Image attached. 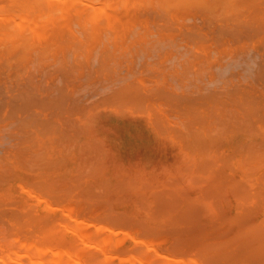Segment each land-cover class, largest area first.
I'll return each mask as SVG.
<instances>
[{"label": "rangeland", "instance_id": "obj_1", "mask_svg": "<svg viewBox=\"0 0 264 264\" xmlns=\"http://www.w3.org/2000/svg\"><path fill=\"white\" fill-rule=\"evenodd\" d=\"M10 1H13V0H0V91H1V93H0V112H1L0 118L3 116L6 117V118L0 119V165H2V166H0V175H1L0 178L1 179L4 178L3 181L0 179V200L3 203L4 202L7 203V201L11 202V200H13V202L15 200H18V201L14 202L13 204H6L5 205V203H4L3 205H0V207H2V206H3V208L8 207V209L10 207H13L14 209L16 208L17 210H20L19 211V213H20L21 211L27 210L26 208L29 207L30 204L34 203V204H36V205H34V207H32L33 208L32 209L33 214L36 210L34 217H36V213H40V216H41V215H44L46 213L45 211H48L51 214L50 217H49V214L45 215L46 217H49L48 219H50V220H51V218L55 219L54 217H56V218L60 217L61 218V216L63 218L65 217L64 220L67 218L66 219L67 222H70V223H67L66 220L65 221L62 220L61 222H65V224H67V226H68V224H71V223L76 224V221L74 220V216H76L75 218L77 220H79L80 222L75 227L77 228V226L81 225L82 230H84V231H86V229L88 228L90 236H89L88 231H86L87 232L86 233L87 238L85 239V241L83 239V242H86V243L88 241H89V243L92 242L90 244L87 243L91 246H89L87 244H82L83 243L82 239H81V242H79L80 238L79 237L76 238L75 233H71L72 231L70 229H72V228H70V229L67 228V229H69V230H67L66 228H64L65 225L63 226L64 223L58 222V227H60V228L63 227L65 230L63 232V233H65L63 235L64 237H62L63 233L62 234L60 233L61 234L60 236L63 239L66 238L65 239L66 241H67V239H72V241L69 240V242H72L73 244L75 242V244L77 243L79 246L81 245L79 249H78V247H79L78 245H77V248L74 246L75 244L73 246L76 249H78L77 251L80 250L79 253L82 257L85 255L83 257L84 259H85V257H87L86 254L88 253V257H91V258L87 257L88 260H92L93 257H96L98 255H100L101 257L102 256L104 257V255L107 254V255H110V257H111V258L109 257V263L108 264H111L110 261L112 262V260H113V262H112L113 264H126L122 260L123 257L125 256L124 253H125L126 248H127L126 251H129L130 249L131 250L133 249V247H134L133 245L139 244L138 246L136 245L137 247L136 246L134 247V249L136 248L138 250L139 249L141 250V251L137 250L138 252H146L147 251V254L150 253V255H151L152 252L155 253V250H156L160 253H163L166 255L168 254L170 256H172L174 254V256H172V257H175L176 255L180 254L179 256L183 255L184 260H187V258L189 259L188 256L191 257V255H192L195 257L196 261L199 258L198 262H200L201 264H204V263L205 264L206 263L207 264H209V263L210 264H222L223 259H225L227 262L231 261L234 264H243L242 261L245 263V261L247 262L248 258L249 259L251 258L250 260H252L250 262H247L248 264L260 263L258 260H257V262H255L256 259H254V257L256 258L258 255H260L259 252L260 253L262 252V251H259L262 248V247L259 248V244H262V242H264V240H262V241L258 240L261 243H258L256 241L251 242L252 238L254 237V236L251 237L252 236L251 234H253L254 231L252 229V232L249 234V232H245V230L249 231L251 226H252V228H254L253 225L257 229V227L259 226V225L257 226V221H258V219H260L262 217V215H264V211H263V209H264V199L263 198L264 197L262 198L260 196L264 193V186L263 187L261 186L262 184H264V182H263L264 180H262L263 183H261V179L256 177V175L254 173H256L258 175L257 171L253 172L254 175H252V173H251L252 170L249 168H247V170L244 169V171H243L242 168L245 167V165H243L245 163V160L243 158H242L243 160H241L240 158L242 157L241 154L245 155V153H243L242 151H239L238 152L239 154L237 155L236 151L239 147H240L239 148V150H240L241 145H243V143L246 144V142L248 140H250V143L248 141L247 145H250V144L254 145L253 142L255 143L257 140L259 141V139H261V141L264 142V139H263L264 138V133H263L264 132V123H263L264 117L262 119L263 121L260 120L261 117H258L264 111V108H262V106L259 105V104L264 105V103H262V102L259 103V101L264 100V79H263L264 76L261 75L259 77L258 75H256L254 73V72L258 71L257 69H259L260 63H258V62H260L261 60L264 59V57H263L264 56V0H257V1L252 0L251 2H248L249 0H243V1H247V2H243L241 0H239L240 2L238 0H224V1L221 0V2H219V1L214 0L215 4L217 2V4L215 6L212 3L213 0L212 1L211 0H205V1L199 0L200 2L201 1L205 2L206 5H207V3L208 4L210 3L211 5L213 4L212 8H214L215 10H213L211 8V5H209L207 9L205 8L207 6L202 7L204 5V3L202 6H199L201 4L200 3L198 4L197 0H190V2L193 1V3H192L193 5H190L191 3L189 4L186 2V0H183V3H185V2L187 3V4L186 3L183 4L184 7L182 6V4H179V3L178 4L182 7H180V6L175 7L177 5V1H176V5L174 4L175 0H172L174 3L171 0H169V1L164 0L166 2V4L163 0H101L102 2L100 1V3L96 0H94V1L93 0H83L84 3H86V6L82 0H74V1L73 0H70V1L69 0H65V1L63 0L64 3H62V0H56V1L51 0V2L54 1L53 5L51 4V2L49 3L50 0L46 1V2H48L47 4L44 2V0H42L43 2H41L39 5H30V7H29V5H27L29 9H31V6L34 7L33 11H32V9L31 10L26 9L25 7H23L25 10L24 9L22 10V5L26 6V4L25 5L20 4L21 2L19 3L18 0L17 1L14 0L13 1L14 4H13V2L11 3ZM87 1L91 2L92 6L94 5V7L96 5H99L102 3V5H99L101 7L100 8L101 10L97 6H96L97 10H95L94 7H92L89 3H87ZM103 1H105V2H103ZM158 1L160 2V4L158 3ZM233 1H234L235 5H237L236 6L237 9H236V7H233L234 5L232 6L233 8L231 7V3ZM92 2H95V3H92ZM168 2L169 3L171 2L173 5L167 4ZM178 2H182V0H178ZM222 2L223 3L229 2L228 6L226 5L224 7L225 3L223 4ZM241 2H243V3L240 4ZM55 3H56V7H60V9L55 7V5H54ZM194 3H195V5H194ZM245 3L247 6H245ZM8 4L9 5L13 4V5L9 6ZM18 4H20V5H18ZM60 4H62V5L60 6ZM196 4L200 8L197 7ZM221 4L223 7L220 6ZM161 5L164 6L163 7L164 11L162 10ZM41 6H43V7L41 8ZM62 6H64L63 9H62ZM218 6H220V7H218ZM230 7L232 8V10ZM253 7L255 8V10L257 9V12L254 11ZM165 8H168V10ZM240 8L241 9L244 8L243 11L238 10ZM258 8H260V9H258ZM26 10H28V12ZM55 10H57V11H55ZM252 10L254 13L251 12ZM261 11H262V13H261ZM26 12H27V14H26ZM236 12L238 15H236L235 19L236 20L240 19L239 17L241 16L240 22H243V21L245 22V20H247L245 22L246 25L244 24V22H243V24L240 23L239 20H237V24H233L234 23L233 22L234 16H235ZM241 12H242V14H241ZM258 12H260L261 14ZM223 13H226V14H223ZM251 13H252V15H250ZM257 13H258V15H257ZM66 14H68V16L72 15L69 18L67 17L69 20H67ZM165 14H166V16H165ZM230 14H232V15H230ZM225 15H228L229 17L225 16ZM243 15H244V17H243ZM249 15H250V17L254 16L253 20L255 17L258 18L257 19L258 21L257 20L253 21L249 17ZM7 16H8V18H6ZM225 17H226V19H225ZM227 17L231 18V20L228 19ZM248 17H249L250 21L253 23H251V24L247 23V22H250L248 20ZM20 18H21V21L19 20ZM71 18L73 20H71ZM245 18H247V19H245ZM64 19H66V20H64ZM165 19H166V21H165ZM84 20H86V21H84ZM6 21H7V23L9 22L10 24L9 23L7 24ZM16 21H18L17 24L14 23ZM64 21H67V22L64 23ZM230 22H232V23H230ZM36 23H37V27H36ZM4 24H7L8 26H5ZM33 24H34V26H33ZM232 24H233V26L230 27V25H232ZM247 24L248 25L250 24V25L248 26ZM256 24H257V26H256ZM238 25H240L241 27L239 26L237 28ZM251 25H253V26H251ZM224 26H228L230 29L228 27H224ZM86 27H88V28L86 29ZM71 28L73 30H71ZM248 28L249 29L252 28V29H250V32H247V31H249ZM255 28L257 30H255ZM58 29H60L59 32H58ZM83 29H84V31H83ZM236 29L237 30L239 29V31H241V32L236 31ZM63 30H65V31H63ZM242 30H245V31L242 32ZM39 31H43V33L46 35L43 34V36L40 37L42 35V33ZM189 31H191V32H189ZM14 32H15V34H18V35H15ZM24 32L26 34L23 35ZM82 32H84V33H82ZM97 32L99 33V35L98 34L96 35ZM31 34H32V36H31ZM39 34H40V36H39ZM190 35H191V37L192 36L194 37V40L190 37ZM24 36H25V38H24ZM38 36H39V38H38ZM95 36H97V38H95ZM89 37H91L92 39L94 37L93 40L95 42L92 41L91 38H89ZM21 39L23 41H21ZM85 39H86V41H85ZM165 41H167V42H165ZM91 43L93 44L92 46L90 45ZM109 50L111 51V53ZM23 51H25L27 53L26 54L24 52L25 55H27L26 57L24 55V57H25L24 60L22 58L23 57ZM18 54H19V56H18ZM20 55H22L21 58H20ZM105 57H106V59H105ZM69 61L72 63H69ZM66 62L69 65L68 66L66 64V66H68L69 68L66 67L65 65H63V63L65 64ZM102 62H105L107 64L104 65L105 63L102 64ZM108 65H110V66H108ZM103 66H106L107 70L105 69V67L103 68ZM28 67H29V70H28ZM65 67L68 68V71H66ZM75 67H77V69ZM18 68H20V69H18ZM30 69H31V71H30ZM63 69H65V70H63ZM65 72H68V74L67 73L66 74H67V76H70V78H71V79L69 78V80H68L69 83L67 81L68 77H66ZM258 72H256V73L260 74ZM25 73L27 75H29L27 80H25L27 78L26 77L27 75H25ZM22 75H23V77L25 76V79H23V77H21ZM30 75L31 76L34 75V76L31 77ZM38 75H40V76H38ZM62 75H64L65 77ZM16 76H18L19 79H17ZM42 76H43V78H42ZM16 80L23 82V83L17 82ZM24 80L27 82H25ZM48 80L50 81L49 84L47 83ZM254 80H256V81H254ZM29 81H31V82H29ZM133 81H134V83H133ZM257 81H259V82H257ZM65 82L68 83L69 85H67ZM127 83H129V85ZM66 85H67V88H69V89L65 88ZM130 85H132V86H130ZM133 85H135V86H133ZM54 86L56 88H54ZM28 87L31 88V89L29 88L31 91L28 89ZM234 87H235V89H233ZM10 88H12L14 90H12ZM51 88H53V89H51ZM53 90H54V92H52ZM67 90H69V91H67ZM232 90H235V91H233V93H235V94L230 92ZM243 90H244V92H243ZM2 91H3V93H2ZM10 91H11V93H15V91H16V93L18 92V95H21L19 93L20 91H22V92L24 91L23 95L25 97L20 96V99L24 100L22 102H25V106H24V103H22V102L20 103L17 100H14V101H17V102H14L13 98L16 97L15 99H17L18 95L15 96V94H16L15 93V94H12V96L14 95V97H12ZM27 91L31 92V94H29ZM239 91H240V93L242 92L241 94L246 93L245 91H247V93L245 95H247L248 92L250 91L249 92L250 94H248V95L254 96V98H252L253 96L251 97L255 101L254 106L255 107L257 106L256 108H254V109H256L254 112L256 113V111H257V113H259V115L252 116L254 121H256L255 123H253V125H250L249 120L247 119V117H244V114L241 115V113H243V111H242L243 107L240 104L241 102L239 101V99L234 98V100L233 99L229 100V99L233 98L236 94H238ZM25 92H27V94L30 95L31 99L33 98V97H31L32 94H33L32 96H34L36 94L35 96L38 99V101L40 98H42L40 101H42L44 99L43 102H45V103L42 102L41 103L42 105L39 103V105H41V106L40 107L38 106L39 108H42V109H39L37 107L38 102H37V99L36 100L34 99L35 97L33 98L32 103L34 104V102L36 101L37 103H35V104H37V105L35 106V104H34V107H33L31 102H29V103H31V104H29L28 99H30V98H28L29 96L27 97ZM43 93L46 95H44ZM48 93H49V95H47ZM210 93H211V95H210ZM226 93H228V95ZM240 93L236 96L241 97ZM6 94H7V96H6ZM53 94H54V97H52ZM207 94H209V95H207ZM230 94H232L234 96H232V95L229 96ZM120 95H121V97H120ZM123 95H124V97H123ZM179 95H180V97H179ZM59 96L61 98H58ZM164 96H165V98H164ZM169 96L174 97V98H172L173 101H172L171 97H169ZM250 96H248V97H250ZM63 97H65V99ZM210 97H211V99H210ZM213 97H214V100H215V98H219L218 100H220L221 102H219L217 100L216 103H214V101L212 99ZM243 97H244V95L242 96V98ZM25 98H26V100H25ZM48 98H49V100L51 99V101H49ZM31 99H30V101H31ZM45 99H46V101H45ZM60 99L62 100V102L64 100L65 103L62 105L60 103H58V101L60 102ZM149 99H151V100H149ZM9 100H11V102H8ZM55 100L57 101V103L55 105H53V102ZM211 100H212V103L210 104ZM228 100L231 101V103L234 101L236 103L237 107L234 105L235 104L234 102H233L234 104L233 103L231 104ZM256 100H257V104L259 103L258 105L255 104ZM237 101H238V103H237ZM12 102H14V103H12ZM46 102L47 103L50 102V104H49L50 106L47 105ZM180 102H181V104L185 103V105L182 104V106H186L187 105L186 103H188L187 106L189 108V111H188L187 106L184 107V109H187V110L184 111L183 109H181L183 107L182 106L179 107ZM202 102H203V104H202ZM217 102L219 105L217 104ZM7 103H9V104H7ZM205 103H206V105H205ZM189 104H190V106H189ZM237 104L240 105V108L242 107V110L240 108L238 109L239 105H237ZM11 105H13V106H11ZM29 105H31V107H29L30 109L34 108V111L39 110L37 112L39 114H37L35 112L36 117L34 116V114H32V113H34L33 109H31L33 112H31L30 109H27V107ZM43 105H45V106H43ZM14 106H15V108H14ZM18 106H19V109L21 112L19 111V109H17ZM22 106H24V109L21 108ZM62 106H64V107H62ZM215 106H217V108H215V110H214ZM8 107H10V108H8ZM53 107L55 109H53ZM148 107H150V108H148ZM191 107H193V108H191ZM44 108H46V109H44ZM65 108H67V109L65 110ZM7 109H9V110H7ZM10 109L12 112L10 111ZM49 109L52 111H50ZM190 109H194V110L191 112ZM16 110H18V111L15 112ZM202 110L205 112H203ZM259 110H261V113ZM24 111L26 113H27V111H29L28 112L29 114L27 113L25 115ZM57 111L58 112L61 111V112L58 113ZM214 111L216 114L214 113ZM46 112H48L50 114L47 115L48 113L46 114ZM186 112H188V113H186ZM190 112H191V114L194 112L193 115H190ZM238 112H240V113H238ZM254 112L251 111V113H254ZM152 113H153V115H152ZM12 114L15 115V117H13ZM199 114H200V116H199ZM237 114L239 115V117ZM8 115H10V116H8ZM23 115H25L26 117ZM37 115H39L40 117H38ZM202 115L204 117H202ZM215 115L217 116L218 119L216 118ZM20 116H22L23 117L22 119H25V120L28 119L29 116L31 118H29V120H26V122H25V120H23V121L21 120V122L23 124L20 122V124L18 125V122H19L18 120L21 119ZM150 116H152V118ZM252 117H251V119H252ZM15 118H16V120H15ZM32 118H33V120H31V122H30V119H32ZM44 118H46V119H44ZM181 118H183V119H181ZM204 118H205L206 122H204L205 121ZM226 118H227V120H226ZM34 119H35V122H34ZM41 119L43 121H40ZM165 119H166V121H164ZM184 119H186V120H184ZM52 120H53V122H52ZM202 120H204V121H202ZM254 121H252V122H254ZM27 122L29 125H27ZM29 122L32 123V126L34 128H32V126ZM186 122H187V124H186ZM227 122L228 123L230 122V123L228 124ZM57 123H59V124H57ZM25 124H26V126H25ZM240 124H241V126H239ZM254 124L256 125V127ZM46 125H48V126H46ZM199 125H200V127H199ZM204 125H205V127H204ZM247 125L249 126V128H247ZM17 126H19V127H17ZM232 126H234V127H232ZM243 126H245L247 130H243ZM38 127H39V129H38ZM224 127H226V128H224ZM47 128H49V129H47ZM193 128H194V130H193ZM212 128H213V130H212ZM253 128H255V129L257 128L259 130V132H261V133H258L261 135L257 134L259 139L256 136V134H255L256 137L254 136V132L256 133V131ZM37 129H38V131H37ZM249 129L253 130L254 132H250ZM48 130H50V131H48ZM225 130H226V132H225ZM227 130H228V132H227ZM232 130H234V131H232ZM242 130H243V132H242ZM53 131H55V132H53ZM246 131L249 132V135H248V132H246ZM180 132H181V134H180ZM223 132H225V133H223ZM231 133H233V134H231ZM251 133H253V134H251ZM183 135H184V139L182 137ZM197 135H199V136H197ZM251 135H253L254 137ZM56 136H58V137H56ZM192 136H194V137H192ZM216 137L218 140L216 139ZM188 138H190L191 139L190 141H192V142H190ZM59 139H60V141H59ZM209 140H211L212 142L210 141V143H209ZM204 141H206V143H204ZM258 141H257V143L259 144L260 141L259 142ZM64 142H67V143H65L66 146L64 145ZM89 143H90V145H89ZM257 143L255 144V146L257 145ZM210 145H211V147H210ZM247 145H244V146L247 147ZM67 146H68V148H67ZM204 146H205V148H204ZM206 146H207V148H206ZM244 146H242V147L245 148ZM43 149H44L46 154L44 153ZM62 149H64V150H62ZM197 149L198 150L200 149V151H198ZM234 150H236V151H234ZM243 151H244V149H243ZM26 153H29V154H26ZM224 153H225V155H224ZM226 153H228V154L230 153V154L227 155ZM88 154H89V157H91V159L88 158ZM218 157H220V159L217 160ZM230 157H233V158L230 159V162H229L227 160H229ZM236 157L240 160H235ZM243 157L245 158V156H243ZM204 158H207L208 160L207 159L204 160ZM43 159H45V160H43ZM57 159L59 160V162H57ZM220 160H221V163H220ZM42 161H44V163ZM86 161H87V163H86ZM201 161H203V162H201ZM207 161L209 163H212V164L209 165V163ZM240 161L244 162V163H242V165L244 167H242ZM36 162H38V163H36ZM188 164H190V165H188ZM197 164H198V167L200 165L199 168L196 167ZM202 164H203V166H205V168L202 166ZM217 164H219V166H221L222 168L219 166L216 167ZM29 165H30V167H29ZM32 165L33 166L35 165L34 168ZM52 165H54V166H52ZM240 165H241V167H240ZM51 166H52V168H51ZM206 166H207V168H206ZM227 166L228 167L231 166V167L227 168ZM28 167H29V169H28ZM212 167H214V168H212ZM215 167L218 169L221 168V170H223L224 172L223 171L220 172V170L218 171V169H216ZM195 168L196 169L198 168L197 170H199V169H202V170L197 171V170H194ZM232 168L234 169V172L231 173V171H233ZM6 169H7V171H6ZM84 169H86V170H84ZM213 169H216V171ZM212 170L214 171L213 172L214 175L211 172ZM96 171H97V173H96ZM187 171H188V173H187ZM245 171H248V172L250 171L249 172L250 174L245 173ZM205 172H206V174H205ZM216 172H218V173L216 174ZM225 172L230 173L229 177H228V173H225ZM243 172H244V174H243ZM12 173H13V175H12ZM194 174H196V175H194ZM209 174H210V176L211 175L212 176L210 177ZM198 175L201 176L202 178L197 177ZM218 175H222V176L220 177ZM231 175L233 178L231 177ZM68 176H70V179ZM71 176H73V177H71ZM81 176H82V178H81ZM223 176L225 177L224 179H223ZM258 176H260V175H258ZM74 177H76V178L74 179ZM79 177H80V179H79ZM191 177H194V179L196 177V179L194 180ZM217 178L219 180L221 178L220 183H222L223 185L220 183L219 184L217 183L219 181ZM34 179H37L38 181L34 180ZM197 179L199 181H196ZM215 179L218 181H216ZM39 180H41V181L39 182ZM42 180H43V182H42ZM64 180H65V182H64ZM82 180L85 182H83ZM209 180L210 181L212 180V182H214V183H212V182L211 183L214 184L215 187H217V189H215V191H214V186L212 184H209V185H207V183L204 184L205 182H209ZM227 180L231 181V182H227ZM56 181L58 183H56ZM25 182H27V184ZM34 182H37V183L33 184ZM223 182H225V184H227V185L229 183L230 185H228V186L224 185ZM236 182H237V185L239 186V188L233 187V189H232L231 188L233 186L232 184L234 183V185H236ZM256 182H257V184H256ZM258 182H260L261 185ZM43 183L45 185H43ZM216 183L218 184L217 186H216ZM38 184L40 186L42 185V187H40ZM64 184L66 186H64ZM94 184H95V186H94ZM36 185H38L40 189L37 188L38 186H36ZM46 185L47 186L49 185V188ZM60 185H63V186H60ZM83 185L86 187V189H85V187L83 188ZM200 185L202 187H203V185H205V186L207 185V186H209V188L207 186H206L207 188H205V186H204V188H202V187H200ZM219 185H221V186L219 187ZM254 185H256V186H254ZM22 186L24 189L22 188ZM225 186H227V187H225ZM62 187H64V189ZM248 187L250 189H248ZM25 188L29 191L27 192V190H25ZM89 188H91V189H89ZM201 188L203 189V191H201ZM222 188L224 189L223 193L221 191ZM256 188L258 191L255 190ZM61 189H63V190H61ZM45 190H46V192H45ZM83 190H86V191H83ZM253 190H255V191H253ZM259 190H261V191H259ZM42 191L47 193V195H50L51 197H53V194H54L55 200H54V197L50 198V196L48 197L46 194H43ZM92 191H94V192H92ZM62 192H64V193H62ZM84 192H86V193H84ZM91 192H92V195H91ZM203 192H205V193H203ZM254 192L256 193V195ZM257 192H259V193L257 194ZM30 193H32L34 195H32ZM48 193H50V194H48ZM51 193H53V194H51ZM83 193L85 196H83ZM208 193H212V194L207 195ZM86 194L88 196H86ZM217 194H218V196H219L218 198L220 200L217 198ZM219 194H221V195H219ZM251 194H254V195L252 196ZM35 195L38 196L39 199H38V197L36 198ZM203 195L205 196V198ZM196 196L199 198H197ZM222 196H223V198H222ZM225 196H227L228 198ZM209 197H210V200H207V199H209ZM211 197H212V200H211ZM234 197H237V199ZM255 197H257V198H255ZM19 198H20V200H19ZM41 198H43V199L40 200ZM44 198H45V200H47V202H49L50 208L45 204L46 201L44 200ZM83 199L85 200L86 203L82 202ZM215 199H217V200H215ZM222 199H224L225 201ZM255 199L256 200H263V203L260 204L261 203L260 201H259L260 203L255 201L256 202V205H255V203L253 202ZM53 200L57 202L58 206L56 205V202H54ZM191 200H192V202H191ZM234 201H235V204H234ZM105 202H106V204L108 203V206L105 204ZM237 203H238V205H237ZM53 204L55 207L53 206ZM176 204H178L179 206ZM174 205H175V207L176 206L177 207L175 208ZM196 205H197V207H196ZM228 205L230 206V208ZM77 206H78V209H77ZM191 206H192V208H191ZM237 206L240 209L239 208L237 209ZM35 207H36V209L34 210ZM52 207H54V208H52ZM71 207H72L73 213H71L70 210H68L69 212L67 211V209L71 208ZM169 207H171V208H169ZM195 207H196V209H195ZM182 208L186 209V210H182ZM61 209L63 210V212ZM76 209L78 210V212L75 211ZM194 209H195V211H193ZM3 210L4 209H1L0 211L3 212ZM42 210H44V211H42ZM177 210H179V211H177ZM9 211H11V210H9ZM9 211L7 210V212H9ZM110 211H111V213H110ZM118 211H120L121 214H118L119 213ZM182 211H183L184 216H185V218L183 217V220H186V219L187 220L190 219V220H188V221L186 220V222L182 220V218H181L182 217L181 214L183 215ZM187 211L190 212L191 214L187 213ZM107 212L109 215L107 214ZM195 212L198 214H196ZM235 212H236V214H235ZM243 212H244V214H241ZM9 213H11V212H9ZM14 213H16V212H14ZM17 213H18V211H17ZM21 213L23 215L22 218H24L26 216V214L24 215L23 212H21ZM21 213L19 215H21ZM68 213H70L71 216L73 215L72 216L73 218L72 217L70 218ZM76 213H77V215H75ZM113 213H114V215H113ZM122 213H123V215H122ZM177 213H178V215H177ZM239 213L243 217L241 215L238 216ZM2 214H0V216H2ZM29 214L32 215L31 212ZM186 214H188V216H187L188 218L186 217ZM192 214H194V216H195V214L198 215V218L197 217L194 218L195 220H197L196 222L194 221V219L193 220L191 219L194 217ZM231 214H235L233 216L237 215L236 217H234L237 219L230 218V216H228V215H231ZM103 215L105 217H103ZM189 215H192L193 217L192 216L190 217ZM199 215H200V217H199ZM5 216H6V214L4 213L2 218H0V222H3L2 225L4 224L3 226L0 227V233L2 234L3 231L7 228L12 230V232L14 233L13 236L15 238L13 236H12L13 239L10 238L12 233L9 235L6 233L7 237H9L12 240V242L16 241V240L18 241V239L20 240L21 237L22 238L24 237L23 239L21 238V240L23 242L25 241L24 239H26V240L29 239L27 242H30V240H31L30 238H32V237L29 236V232L32 233V231H33V239H34L35 238L34 234L36 235V233H37V231L35 233L34 230H38V234L44 235V233H46L48 231V229L51 231V229L49 228L50 224L51 225L53 223L55 224V222L58 221V219L57 220L55 219L56 221L54 220L51 222H49L50 220H48V222L50 224L47 222L49 224V226L46 229V232H43V231H39V230L44 229L41 227L39 228V226H41L40 224H43V223H41L40 221H37L36 218L34 219L35 220L34 221L30 217V219H32L31 223L34 222L35 224L37 223L39 225L36 224L37 226L34 225V227H30L29 225L23 226V230L25 229L26 231H27V229L30 228L28 230L29 232L27 231L28 233H25V230L23 232V231H21V229L18 231H15V229L17 227L20 228V226L25 225V223L29 224L30 223L28 221L29 218L28 219L26 218L25 220L23 219L25 223H23V221H21L20 222L21 224L18 221H16V223L18 222V224H19L18 225V224L14 223L15 220L13 221L14 217L13 218L11 217L12 219H7L8 217H10V214L7 215L8 217H5ZM101 216H102L103 220L101 219ZM111 216L113 219L112 221L110 220ZM233 216L231 215V217H233ZM96 217H97V219H98V217H100L99 218L100 220L98 219V222H97ZM106 217L109 220L106 219ZM122 217H123V219H122ZM176 217L178 219H176ZM245 217H250V218L245 219ZM60 218H59V220H61ZM92 218H95V219H92ZM116 218L117 219L121 218V219L119 221H115L114 223L116 224V226H114L113 221ZM224 218L228 219V220H225ZM238 218H241V219H239V221H238ZM263 218H264V216H263ZM128 219H130V220H128ZM216 219H218V221ZM222 219H224L225 221H222ZM242 219H244V220H242ZM2 220H5V221H2ZM16 220H18V217ZM39 220H41V219H39ZM94 220H95V222H94ZM181 220H182V222H181ZM229 220H231L232 222H236V221H238V222H236L237 223L236 224V223L230 222ZM233 220H236V221H233ZM241 220H242V222H241ZM90 221H91V223L93 221L94 224H91ZM179 221H180V223H179ZM216 221L219 222V225H216V224H218ZM221 221L224 223H222ZM247 221H249L250 223L253 222V224H250V228H248L249 226H244V225L249 224ZM88 222H89V225L87 224ZM96 222L99 225H105L106 224V226L113 228V229L110 231L105 226L104 229L102 227V231H101V227L98 226V228H100V229H98V231H96V228L98 225ZM100 222H102V223H100ZM190 222H192L191 224L196 223V224H193V226H197L199 224L200 227L193 228V226L190 224ZM214 222H215V224H214L215 226L213 227ZM243 222H245L246 224L245 223H244V225L242 224L243 225L242 227L236 226V225H238V223L241 225V223H243ZM261 222L262 223H258V224H262V226L260 225L261 227L259 229H261V228L263 229V227H264V222L263 221H261ZM117 223H120V224L118 225ZM185 223H187V225H190L189 227L193 228V230L190 228H188V230H187L188 226L185 225ZM201 223H202V225H201ZM205 223H207V224H205ZM5 224H8V225L13 224L12 226H14V227H12V226L10 227L8 225L5 226ZM125 224H127V225H125ZM180 224H182L181 227L179 226ZM203 224H205V225H203ZM0 225H1V223H0ZM30 225H32V224H30ZM47 225L45 227H47ZM93 225H95L96 228ZM112 225H113V227H112ZM183 225H185V228ZM70 226L71 225H69L68 227H70ZM72 226H73V228H75L74 225H72ZM171 226H173L174 231L172 230ZM226 226L227 227L229 226V230H228V228L226 230L227 232H225ZM230 226H232V227H230ZM85 227H86V229H84ZM176 227H177V229H176ZM204 227H206V228H204ZM207 227H208V229H207ZM212 227H213V230H212ZM244 227H245V229H244ZM133 228L134 229L137 228V230L136 229L134 230ZM151 228H155V229H151ZM238 228H243V233H247L246 234L247 237L251 238L249 240V242H247V240H246L247 237H245L246 239L244 238L245 234H243L241 232L242 230L241 229L239 230ZM118 229H119V231H118ZM125 229H127V231ZM56 230H59V229L57 228ZM90 230H92V232L94 231V233L96 235L94 233H91ZM114 230H116L118 232L116 233V231H114ZM121 230L124 232H122ZM140 230H142L143 233L139 232ZM144 230H145V232H144ZM146 230L152 234L150 235ZM162 230H164V231H162ZM223 230H224V232H222ZM232 230H235V232L238 234H235V232ZM19 231H21V233L22 234L24 233L25 235L20 236ZM60 231L62 232L61 229H60ZM60 231H54V232H56L55 234L57 235V237L53 236V238L56 240L51 238V240L52 241L54 240L55 243L56 242L58 243V241L60 242L63 240L62 239V240L57 241L58 237H59V239H61L60 236H58V234H59L58 232H60ZM99 231H101V232H99ZM112 231H114V232H112ZM125 231L130 232V233H126L127 234L126 235ZM259 231L257 230V233ZM191 232L192 233L194 232V233L192 234ZM239 232H241V234H243L242 235L243 237L240 235V237H242L241 239L246 240V241H243V243H246V242L249 243V245L246 243L248 245L247 251L242 252L244 256H241L242 258L241 257L235 258L236 254L233 253L234 256H231V257L232 258L234 257L235 260H232L230 257H227L228 259L223 258V256H221V255L224 254L223 253L224 251H222L224 249V247L221 246L220 243H222V242H220L219 240L222 241V240L226 239L227 242L226 241L225 242L228 243V245L231 243L232 246L231 245H229V246L232 247V249H234L236 247L234 245H236V242H238L239 245H237L236 249L239 246V248L237 250H239L241 252V251H243L242 250V248H243L245 251V247L243 246L244 244H242V246H240L241 242L239 240H241V239L239 237V234H240ZM147 233H148V236L145 237V235H147ZM153 233H155L154 236H153ZM158 233H161V234L158 235ZM165 233H167V234H165ZM233 233L236 235L235 236L236 239H237V237H239L237 240L234 238ZM162 234H163V236H161ZM258 234L260 236L261 235L264 236L263 235L264 231L261 233H258ZM6 235H5V237H6ZM52 235H53V233H52ZM91 235H93L94 237L96 236V237L94 238ZM107 235H110L109 238L107 237ZM133 235H134L135 239L132 238ZM186 235L188 237H191V235H195V236L194 237L192 236L190 238L191 240L190 239L188 240V237ZM197 235H198V237H197ZM202 235L203 236L205 235V237H203ZM206 235L210 236V238ZM217 235H219V237H217ZM259 235H258V237H259ZM0 236H3V235H0ZM16 236H17V239H16ZM36 236H37L36 238L41 237V236L38 237V235H36ZM46 236H47V234H46ZM46 236H44V237H46ZM98 236H99V239L101 236V240H97ZM117 236L119 238L115 239V237H117ZM180 236H181V238H180ZM211 236H214V237L211 238ZM141 237H142V239H141ZM159 237H161V238L159 239ZM195 237L197 238V240L195 239ZM202 237L205 239H202ZM9 238H7V242L5 241L6 243H8ZM184 238H185V240H184ZM261 238L263 239L264 237H261ZM45 239H47V238H45ZM109 239H110V241H109ZM136 239H137V241H136ZM138 239H139V241H138ZM11 240H10V242H11ZM65 240H63V241L65 242ZM103 240H104V242H103ZM215 240H217L218 243L220 242L219 244L221 246V248L219 247L215 251H221V253H223L219 256V258L222 257L223 259L221 258L219 261L218 260L216 261L217 258H215L213 256L214 254H212L213 252L215 253V255L220 254L219 252H215L213 250V249H215V247L213 248V246H212V248H210L211 246L206 244V247H207V249H206L205 246H203V245H205V243H208L209 241H210V244L212 241H214V242H212L214 244ZM234 240H236V242ZM256 240H257V238H256ZM33 241H32V243H33ZM40 241H42V240H40ZM44 241L46 242V240H44ZM108 241L110 242V244L108 243ZM111 241H113V242H111ZM144 241L148 242V246L152 242L150 247L154 246L156 248L155 249H153V248L147 249L149 247H147V243ZM233 241L235 242V244L233 243ZM1 242L2 241L0 238V244L2 245L4 243V241L2 243ZM34 242H36V241H34ZM38 242H36V243L39 244ZM105 242L108 244H106ZM14 243L16 244L15 246H17V247L19 245L21 247H23L24 244H26V243H24L22 245V243L20 244V241L14 242ZM111 243H114V244L111 245ZM117 243H118V245H117ZM183 244H185V245H183ZM194 244H196L197 246ZM12 245H13V243H12ZM103 245L105 247H107L110 251L109 250L107 251L106 250L107 248L105 249V247ZM125 245H127V247ZM181 245H183V246H181ZM198 245H199V247L200 246L201 247L196 248V247H198ZM223 245H224V242H223ZM247 245H245V246H247ZM250 245H252V247L254 248V250L256 252L259 251L258 255H257V253H256V255H253L254 253L253 254L251 253L252 248L249 249ZM30 246L35 247L34 244L30 245ZM82 246H83V248H82ZM110 246H112V248ZM139 246L140 247L142 246V249H144V251ZM187 246L188 247L190 246V247L188 248ZM218 246H216V247H218ZM102 247L104 248L103 250H101ZM203 247L206 249V251H205V249H202ZM225 247H226V244H225ZM113 248L115 251L113 250ZM117 248H119V249L122 248L125 250L121 251ZM160 248L162 250H160ZM257 248L259 249L258 251H257ZM32 249H34V248H32ZM111 249H112V251H111ZM134 249L132 251L136 252V250L134 251ZM191 249H194V250H191ZM196 249H199V250L201 249V251L196 250ZM105 250L107 253L104 252ZM177 250H178V252L181 251L184 254L183 253L177 254ZM189 250L192 251V253L190 255H189V253H190ZM161 251H163V252H161ZM202 251H203V253H202ZM226 251L227 250H225V252ZM255 251H253V252H255ZM81 252H83L84 254L83 253L81 254ZM121 252H124V253H121ZM186 252H188V254ZM197 252H201V255L198 254ZM229 253H231V252H228V254ZM237 253H239V252H237ZM242 253H240V254L242 255ZM95 254H97V255L95 256ZM204 254H205V256H204ZM207 254H209V256ZM92 255H93V257H92ZM155 255L157 256V253H155ZM224 255L226 256V254H224ZM231 255H232V253H231ZM152 256H154V254H152L151 257ZM179 256H176V257H179ZM210 256H212L213 259ZM216 256H218V255H216ZM204 257H205V259H204ZM206 257L210 258V260H208ZM244 257H245V259H244ZM260 257L261 256H258V258H260ZM161 258L163 259L162 256L159 257V259H161ZM179 258H182V257H179ZM159 259L157 258L156 261L157 262L159 261V263H160ZM162 259H161V262L164 261ZM262 259H263V256H262ZM153 260H154V258H153ZM153 260H152V264H153ZM199 260H201V261H199ZM212 260H213V262H211ZM214 260L216 261L215 263H214ZM156 261L154 263H156ZM206 261H209V263ZM189 262L191 263V260H189ZM252 262H254V263H252ZM159 263H156V264H159ZM229 263H226V264H229Z\"/></svg>", "mask_w": 264, "mask_h": 264}, {"label": "bare ground", "instance_id": "obj_2", "mask_svg": "<svg viewBox=\"0 0 264 264\" xmlns=\"http://www.w3.org/2000/svg\"><path fill=\"white\" fill-rule=\"evenodd\" d=\"M13 1H14V0H13ZM13 1H10V2L12 3ZM16 1H17V0H16ZM46 1H47V0H44V2L47 4L48 2H46ZM48 1H49V0H48ZM55 1H56V0H55ZM64 1H65V0H64ZM69 1H70V0H69ZM73 1H74V0H73ZM82 1H83V0H82ZM93 1H94V0H93ZM96 1H98V2L100 3L101 0H96ZM163 1H164V0H163ZM166 1H167V0H166ZM168 1H169V0H168ZM171 1H172V0H171ZM176 1H177V5H176ZM197 1H198V4H199V3L201 4V5H199V6H202L203 3H204V5H203L202 7L207 6V7H205L206 9L208 8L209 5H211L210 3H209V4L207 3V5H206L205 2H202V1H201V2H202V3H201L199 0H197ZM197 1H196V2H197ZM204 1H205V0H204ZM211 1H212V0H211ZM216 1L221 2V0H216ZM222 1H224V0H222ZM238 1H239V0H238ZM241 1H243V0H241ZM251 1H252V0H249L248 2H251ZM256 1H257V0H256ZM18 2H19V3L21 2L20 4H24V5L26 4V6H23V5H22V10L24 9L23 7H25L26 9H28V10H31V9H32V11H33V8H34V7L31 6V9H29L27 5H29V7H30V5H39V4H40L41 2H43V1H42V0H18ZM50 2H51V0L49 1V3H50ZM53 2H54V1H53ZM53 2H51L52 5H53ZM58 2H59V1H58ZM101 2H102V1H101ZM103 2H105V1H103ZM164 2H165V1H164ZM164 2H163V3H164ZM172 2H173V1H172ZM186 2L189 3V4L191 3L190 5H193V4H192L193 1L190 2V0H189V1L186 0ZM186 2H185V3H186ZM209 2H210V1H209ZM239 2H240V1H239ZM243 2H247V1H243ZM243 2H241L240 4H242ZM254 2H255V1H254ZM16 3H17V2H16ZM60 3H61V2H60ZM62 3H64L63 0H62ZM83 3H84V1H83ZM87 3H89V4L92 6L91 2L87 1ZM92 3H95V2H92ZM158 3L160 4L159 1H158ZM161 3H162V2H161ZM173 3H174V2H173ZM178 3H179V4H182V6L184 7L183 4H185V3H183V0H182V2H178V0H175V3H174V4L176 5L175 7L180 6ZM187 3H186V4H187ZM212 3L214 4V6L217 4V2H216V4H215L214 0L212 1ZM222 3H223V2H222ZM224 3H225V5H224V7H225L226 5L228 6V3H229V2H228V3H227V2H224ZM224 3H223V4H224ZM13 4H14V2H13ZM13 4H10V5H13ZM20 4H18V5H20ZM84 4H85V6H86V3H84ZM96 4H97V3H96ZM165 4H166V2H165ZM167 4L170 5V4H172V3H171V2H170V3L168 2ZM213 4H212V5H213ZM219 4H220V3H219ZM251 4H252V3H251ZM8 5H9V4H8ZM10 5H9V6H10ZM41 5H42V4H41ZM43 5H44V4H43ZM54 5H55V7H56V3H55ZM58 5H59V4H58ZM61 5H62V4H60V6H61ZM99 5H102V3L99 4ZM99 5H96V6L100 9L101 7H100ZM172 5H173V4H172ZM194 5H195V3H194ZM196 5H197V4H196ZM212 5H211V8H212ZM233 5H234V6H233ZM257 5H258V4H257ZM45 6H46V5H45ZM45 6H44V7H45ZM96 6L94 7V5H93L92 7H94V9L97 10V9H96V8H97ZM103 6H104V5H103ZM105 6H106V5H105ZM166 6H167V5H166ZM166 6H165V7H166ZM182 6H180V7H182ZM199 6L197 5V7H199ZM214 6H213V7H214ZM220 6L223 7L222 4H221ZM220 6H218V7H220ZM232 6H233V7H236V6H237V5H235L234 1L231 3V7H232ZM240 6H241V5H240ZM245 6H247L246 3H245ZM248 6H249V5H248ZM254 6H255V5H254ZM18 7H19V6H18ZM42 7H43V6H41V8H42ZM55 7H54V8H55ZM63 7H64V6H62V9H63ZM65 7H66V6H65ZM161 7H162V10H163V7H164V6L161 5ZM218 7H217V8H218ZM231 7H230V8H231ZM233 7H232V8H233ZM251 7H252V6H251ZM259 7H260V6H259ZM20 8H21V7H20ZM56 8L60 9V7H56ZM56 8H55V9H56ZM66 8H67V7H66ZM90 8H91V7H90ZM102 8H103V7H102ZM199 8H200V7H199ZM232 8H231V10H232ZM256 8H257V7H256ZM18 9H19V8H18ZM165 9L168 10V8H165ZM212 9L215 10L214 8H212ZM221 9H222V8H221ZM228 9H229V8H228ZM236 9H237V7H236ZM243 9H244V8H243ZM243 9L240 8V9H238V10H242V11H243ZM253 9H254V11L257 12V9L255 10L254 7H253ZM258 9H260V8H258ZM20 10H21V9H20ZM20 10H19V11H20ZM24 10H25V9H24ZM28 10H26V11L28 12ZM100 10H101V9H100ZM103 10H104V9H103ZM209 10H210V9H209ZM246 10H247V9H246ZM55 11H57V10H55ZM58 11H59V10H58ZM62 11H63V10H62ZM163 11H164V10H163ZM259 11H260V10H259ZM24 12H25V11H24ZM27 12H26V14H27ZM161 12H162V11H161ZM213 12H214V11H213ZM251 12H253V10H252ZM63 13H64V12H63ZM159 13H160V12H159ZM215 13H216V12H215ZM253 13H254V12H253ZM258 13H260V12H258ZM258 13H257V15H258ZM261 13H262V11H261ZM261 13H260V14H261ZM95 14H96V13H95ZM156 14H157V13H156ZM163 14H164V13H163ZM217 14H218V13H217ZM223 14H226V13H223ZM239 14H240V13H239ZM241 14H242V12H241ZM64 15H65V14H64ZM74 15H75V14H74ZM76 15H77V14H76ZM157 15H158V14H157ZM221 15H222V14H221ZM230 15H232V14H230ZM236 15H238L237 12H236V14H235V16H234V21H233L234 23H233V24H237V20H239V22L241 21V20H240V19H241V16L239 17L240 19H237V20L235 19V18H236ZM250 15H252V13H251ZM250 15H249V17H250ZM254 15H255V14H254ZM257 15H256V16H257ZM71 16H72V15H71ZM71 16H70V15L68 16V14H66V18H67V17L69 18V17H71ZM165 16H166V14H165ZM165 16H164V17H165ZM225 16H228V15H225ZM9 17H10V16H9ZM12 17H13V16H12ZM76 17H77V16H76ZM87 17H88V16H87ZM228 17H229V16H228ZM228 17H227V18H228ZM243 17H244V15H243ZM249 17H248V20L250 21ZM253 17H254V16H253ZM253 17H250V18L253 20ZM260 17H261V16H260ZM6 18H8V16H7ZM48 18H49V17H48ZM68 18H67V20H69ZM72 18H73V17H72ZM72 18H71V20H73ZM90 18H91V17H90ZM221 18H222V17H221ZM237 18H238V17H237ZM12 19H13V18H12ZM76 19H77V18H76ZM76 19H75V20H76ZM82 19H83V18H82ZM225 19H226V17H225ZM228 19L231 20V18H228ZM228 19H227V20H228ZM245 19H247V18H245ZM245 19H244V20H245ZM257 19H258V18H256V17L254 18V20H257ZM13 20H14V19H13ZM17 20H18V19H17ZM19 20L21 21V18H20ZM64 20H66V19H64ZM71 20H70V21H71ZM162 20H163V19H162ZM235 20H236V21H235ZM254 20H253V21H254ZM70 21H69V22H70ZM84 21H86V20H84ZM165 21H166V19H165ZM242 21H243V20H242ZM246 21H247V20H245V22H246ZM257 21H258V20H257ZM17 22H18V21L14 22V23L17 24ZM66 22H67V21H64V23H66ZM235 22H236V23H235ZM243 22H244V21H243ZM243 22H240V23L243 24ZM245 22H244V24H245ZM6 23H7V21H6ZM8 23H9V22H8ZM8 23H7V24H8ZM87 23H88V22H87ZM230 23H232V22H230ZM240 23H239V24H240ZM247 23H250V24H251V23H253V22L250 21V22H247ZM254 23H255V22H254ZM7 24H4V25H5V26H8ZM9 24H10V23H9ZM233 24L230 25V27H232ZM250 24H249V25H250ZM38 25H39V24H38ZM227 25H228V24H227ZM245 25H246V24H245ZM247 25H248V24H247ZM249 25H248V26H249ZM254 25H255V24H254ZM33 26H34V24H33ZM234 26H235V25H234ZM239 26H240V25H238L237 28H238ZM251 26H253V25H251ZM256 26H257V24H256ZM259 26H260V25H259ZM36 27H37V23H36ZM38 27H39V26H38ZM224 27H228V26H224ZM240 27H241V26H240ZM242 27H243V26H242ZM245 27H246V26H245ZM254 27H255V26H254ZM87 28H88V27H86V29H87ZM219 28H220V27H219ZM228 28H229V27H228ZM234 28H235V27H234ZM39 29H40V28H39ZM62 29H63V28H62ZM84 29H85V28H84ZM84 29H83V31H84ZM224 29H225V28H224ZM229 29H230V28H229ZM248 29H249V28H248ZM248 29H247V30H248ZM250 29H252V28H250ZM250 29H249V31H247V30H246V31H247V32H250ZM35 30H36V29H35ZM40 30H41V29H40ZM59 30H60V29H58V32H59ZM65 30H66V29H65ZM65 30H63V31H65ZM71 30H73V29L71 28ZM188 30H189V29H188ZM188 30H187V31H188ZM190 30H191V29H190ZM231 30H232V29H231ZM240 30H241V29H240ZM255 30H257V29L255 28ZM21 31H22V30H21ZM63 31H62V32H63ZM87 31H88V30H87ZM236 31L241 32V31H239V29H238V30L236 29ZM243 31H245V30H242V32H243ZM39 32L42 33L41 36H40V34H39V36L42 37L43 34H44L43 31H39ZM72 32H73V31H72ZM189 32H191V31H189ZM194 32H195V31H194ZM6 33H7V32H6ZM37 33H38V32H37ZM60 33H61V32H60ZM74 33H75V32H74ZM82 33H84V32H82ZM192 33H193V32H192ZM192 33H191V34H192ZM14 34H15V32H14ZM24 34H26V33L24 32L23 35H24ZM62 34H63V33H62ZM65 34H66V33H65ZM94 34H95V33H94ZM97 34L99 35L98 32L96 33V35H97ZM15 35H18V34H15ZM19 35H20V34H19ZM44 35H46V34H44ZM71 35H72V34H71ZM84 35H85V34H84ZM25 36H26V35H25ZM25 36H24V38H25ZM31 36H32V34H31ZM39 36H38V38H39ZM92 36H93V35H92ZM14 37H15V36H14ZM19 37H20V36H19ZM190 37H191V35H190ZM20 38H21V37H20ZM36 38H37V37H36ZM89 38H91V37H89ZM95 38H97V36H95ZM191 38L194 40V37H193V36H192ZM195 38H196V37H195ZM93 39H94V37H93ZM93 39L91 38L92 41H94ZM162 39H163V38H162ZM88 40H89V39H88ZM21 41H23V40L21 39ZM85 41H86V39H85ZM92 41H91V42H92ZM94 42H95V41H94ZM163 42H164V41H163ZM165 42H167V41H165ZM168 43H169V42H168ZM21 44H22V43H21ZM166 44H167V43H166ZM23 45H24V44H23ZM88 45H89V44H88ZM90 45L92 46L93 44L91 43ZM29 47H30V46H29ZM25 50H26V49H25ZM109 51H110V50H109ZM24 52H25V51H23V57H22V55H20V58L22 57L23 60H24V58L27 56V55H25L26 52H25V53H24ZM105 53H106V52H105ZM110 53H111V51H110ZM26 54H27V53H26ZM24 55H25V57H24ZM79 55H80V54H79ZM104 55H105V54H104ZM112 55H113V54H112ZM18 56H19V54H18ZM103 57H104V56H103ZM115 57H116V56H115ZM115 57H114V58H115ZM263 57H264V56H263ZM105 59H106V57H105ZM259 59H260V58H259ZM70 61H71V60H70ZM70 61H69V63H72V62H70ZM105 62H106V61H105ZM105 62H102V64L105 63ZM258 63H260L259 69H257L259 72H258V71H256V72H258V73H260V74H257L256 72H254V73H255L256 75H258L259 77H260L261 75L264 76V59L261 60V61L258 62ZM66 64H67V62H66L65 64L63 63V65H65V66H66ZM102 64H101V65H102ZM106 64H107V63H105L104 65H106ZM109 64H110V63H109ZM116 64H117V63H116ZM253 64H254V63H253ZM63 65H62V66H63ZM67 65H68V64H67ZM71 65H72V64H71ZM71 65H70V66H71ZM68 66H69V65H68ZM68 66H66V67H68ZM76 66H77V65H76ZM108 66H110V65H108ZM111 66H112V65H111ZM57 67H58V66H57ZM60 67H61V66H60ZM66 67H65V69H66V71H68V68H69V67H68V68H66ZM71 67H72V66H71ZM77 67H78V66H77ZM77 67H75V68L77 69ZM104 67H105V69H106V66H103V68H104ZM114 67H115V66H114ZM103 68H102V69H103ZM18 69H20V68H18ZM65 69H63V70H65ZM70 69H71V68H70ZM73 69H74V68H73ZM73 69H72V70H73ZM108 69H109V68H108ZM28 70H29V67H28ZM106 70H107V69H106ZM254 70H255V69H254ZM26 71H27V70H26ZM30 71H31V69H30ZM50 71H51V70H50ZM61 71H62V70H61ZM75 71H76V70H75ZM108 71H109V70H108ZM154 71H155V70H154ZM20 72H21V71H20ZM44 72H45V71H44ZM58 72H59V71H58ZM73 72H74V71H73ZM73 72H72V73H73ZM184 72H185V71H184ZM29 73H30V72H29ZM63 73H64V72H63ZM66 73L68 74V72H65L66 77H68V78H67V81H68L69 78H70V76H67ZM100 73H101V72H100ZM109 73H110V72H109ZM111 73H112V72H111ZM116 73H117V72H116ZM185 73H186V72H185ZM183 74H184V73H183ZM255 74H254V75H255ZM25 75H27V74L25 73ZM72 75H73V74H72ZM117 75H118V74H117ZM153 75H154V74H153ZM28 76H29V75L26 76V77H27L26 79H25V76L23 77V75H22L21 77H23V79L27 80V79H28ZM30 76H31V75H30ZM33 76H34V75H33ZM33 76H31V77H33ZM38 76H40V75H38ZM38 76H37V77H38ZM62 76H64V75H62ZM252 76H253V75H252ZM16 77H17V79H19L18 76H16ZM31 77H30V78H31ZM45 77H46V76H45ZM45 77H44V78H45ZM64 77H65V76H64ZM259 77H258V78H259ZM42 78H43V76H42ZM261 78H262V77H261ZM32 79H33V78H32ZM35 79H36V78H35ZM35 79H34V80H35ZM63 79H64V78H63ZM70 79H71V78H70ZM256 79H257V78H256ZM263 79H264V77H263ZM25 80H24V81H25ZM38 80H39V79H38ZM130 80H131V79H130ZM16 81H17V80H16ZM46 81H47V80H46ZM106 81H107V80H106ZM128 81H129V80H128ZM254 81H256V80H254ZM17 82H20V81H17ZM25 82H27V81H25ZM29 82H31V81H29ZM49 82H50V81L48 80L47 83L49 84ZM130 82H131V81H130ZM257 82H259V81H257ZM20 83H23V82H20ZM20 83H19V84H20ZM44 83H45V82H44ZM65 83H66V82H65ZM68 83H69V81H68ZM68 83H66V84L69 85ZM133 83H134V81H133ZM17 84H18V83H17ZM25 84H26V83H25ZM50 84H51V83H50ZM70 84H71V83H70ZM127 84L129 85V83H127ZM130 84H131V83H130ZM67 85L65 86V88H67ZM45 86H46V85H45ZM48 86H49V85H48ZM52 86H53V85H52ZM130 86H132V85H130ZM130 86H129V87H130ZM133 86H135V85H133ZM239 86H240V85H239ZM50 87H51V86H50ZM68 87H69V86H68ZM29 88H30V87H28V89H29ZM54 88H56V87L54 86ZM59 88H60V87H59ZM61 88H62V87H61ZM150 88H151V87H150ZM150 88H149V89H150ZM165 88H166V87H165ZM236 88H237V87H236ZM10 89H12V88H10ZM30 89H31V88H30ZM30 89H29V90H30ZM47 89H48V88H47ZM51 89H53V88H51ZM67 89H69V88H67ZM128 89H129V88H128ZM130 89H131V88H130ZM133 89H134V88H133ZM135 89H136V88H135ZM140 89H141V88H140ZM233 89H235V87H234ZM4 90H5V89H4ZM12 90H14V89H12ZM45 90H46V89H45ZM137 90H138V89H137ZM160 90H161V89H160ZM248 90H249V89H248ZM260 90H261V89H260ZM25 91H26V90H25ZM30 91H31V90H30ZM67 91H69V90H67ZM153 91H154V90H153ZM233 91H235V90H232V91H230V92L233 93ZM236 91H237V90H236ZM241 91H242V90H241ZM5 92H6V91H5ZM12 92H13V91H12ZM21 92H22V91L19 92L21 95H18V92L16 93V91H15V93H16V94H15V93H11V91H10L11 96H12V94H15V96L18 95L17 97L19 98V99H18V98L15 99V98H16V97H15V98H13V101H14V100H17V101L20 102V103H21L22 101H24V100H21V99H20V96L25 97V96L23 95V94H24V93H23L24 91H23L22 93H21ZM27 92H28V91H27ZM27 92H25V93H26L27 97L29 96L28 98H30V95H29V94H31V92H28L29 94H27ZM46 92H47V91H46ZM52 92H54V90H53ZM52 92H51V93H52ZM70 92H71V91H70ZM170 92H171V91H170ZM230 92H229V93H230ZM243 92H244V90H243ZM245 92L247 93V91H245ZM249 92H250V91H249ZM249 92H248V94H250ZM0 93H1V91H0ZM2 93H3V91H2ZM117 93H118V92H117ZM142 93H143V92H142ZM239 93H240V91L238 92V94H239ZM241 93H242V92H241ZM241 93H240L241 97H240V96H236V95H238V94H236L235 96L232 95V94H230L229 96L232 95V96H234V97L231 98V99H229V100H232V99L234 100V98L239 99V101L241 102V103H240V102H239V103H240V104L242 105V107H243V110H242V107L240 108V105L237 104V105H239L238 109L240 108V109L243 111V113H241V115L244 114V117H247V119L249 120L250 125H253V123H255L256 121H254V119H253L252 116H255V115L257 116V115H259V113H257V111H256V113L254 112V111L256 110V109H254V108L257 107V106H256V107L254 106V102H255V101H254V99H252V98H254V96L252 95V96H253V97H252V96H250V95L247 94L248 96H250V97H248L247 95H245L246 93H243V94H241ZM260 93H261V92H260ZM43 94H44V93H43ZM69 94H70V93H69ZM135 94H136V93H135ZM144 94H145V93H144ZM184 94H185V93H184ZM226 94L228 95V93H226ZM233 94H235V93H233ZM9 95H10V94H9ZM32 95H33V94H32ZM32 95H31V97H33V98L35 97L34 99L36 100V99H37L36 96H35L36 94H35L34 96H32ZM44 95H46V94H44ZM47 95H49V93H48ZM67 95H68V94H67ZM175 95H176V94H175ZM207 95H209V94H207ZM210 95H211V93H210ZM214 95H215V94H214ZM216 95H217V94H216ZM243 95H244V97L242 98ZM6 96H7V94H6ZM11 96H10V97H11ZM40 96H41V95H40ZM56 96H57V95H56ZM137 96H138V95H137ZM143 96H144V95H143ZM165 96H166V95H165ZM165 96H164V98H165ZM2 97H3V96H2ZM12 97H14V95H13ZM22 97H21V98H22ZM27 97H26V98H27ZM46 97H47V96H46ZM46 97H45V98H46ZM49 97H50V96H49ZM52 97H54V94H53ZM52 97H51V98H52ZM120 97H121V95H120ZM120 97H119V98H120ZM123 97H124V95H123ZM154 97H155V96H154ZM166 97H167V96H166ZM169 97H171V99L174 98V97H172V96H169ZM177 97H178V96H177ZM179 97H180V95H179ZM211 97H212V96H211ZM211 97H210V99H211ZM237 97H238V98H237ZM239 97H240V98H239ZM251 97H252V98H251ZM26 98H25V100H26ZM28 98H27V99H28ZM33 98H32V99L30 98L31 101H30V99H28V103H29V102L32 103V102H33ZM43 98H44V97H43ZM58 98H61V97L59 96ZM63 98L65 99V97H63ZM127 98H128V97H127ZM142 98H143V97H142ZM155 98H156V97H155ZM162 98H163V97H162ZM167 98H168V97H167ZM41 99H42V98H40L39 101H40ZM46 99H47V98H46ZM46 99H45V101H46ZM54 99H55V98H54ZM54 99H53V100H54ZM183 99H184V98H183ZM183 99H182V100H183ZM207 99H208V98H207ZM212 99H213L214 103H216V101H217L219 98H215V100H214V97H213ZM225 99H226V98H225ZM19 100H20V101H19ZM43 100H44V99H43ZM43 100L39 102L38 99H37L38 105L35 104V103H37V102L35 101V102H34L35 106L37 105V107H38V106L40 107V106L42 105L41 103L43 102ZM48 100H49V98H48ZM125 100H126V99H125ZM149 100H151V99H149ZM161 100H162V99H161ZM179 100H180V99H179ZM186 100H187V99H186ZM203 100H204V99H203ZM203 100H202V101H203ZM229 100H228V101H229ZM17 101H14V102H17ZM49 101H51V99H50ZM55 101H56V100H55ZM55 101L53 102V105H55V104L57 103V101H56V102H55ZM66 101H67V100H66ZM166 101H167V100H166ZM172 101H173V99H172ZM218 101L221 102L220 100H218ZM225 101H226V100H225ZM8 102H11V100H9ZM14 102H12V103H14ZM69 102H70V101H69ZM125 102H126V101H125ZM168 102H169V101H168ZM181 102H182V101H181ZM181 102H180L179 107H181L182 104L185 105V103H182V104H181ZM184 102H185V101H184ZM204 102H205V101H204ZM229 102L231 103V101H229ZM233 102H234V101H233ZM233 102H232V103H233ZM260 102L264 103V100H263V101H262V100L259 101V103H260ZM22 103H24V106H25V102H22ZM31 103H29V104H31ZM39 103H40L41 105H39ZM43 103H45V102H43ZM46 103H47V102H46ZM58 103H60V104L62 105V104L65 103V101L63 100V102H62V100L60 99V102L58 101ZM67 103H68V102H67ZM122 103H123V102H122ZM173 103H174V102H173ZM173 103H172V104H173ZM178 103H179V102H178ZM211 103H212V100L210 101V104H211ZM232 103H231V104H232ZM234 103H235V102H234ZM234 103H233V104H234ZM237 103H238V101H237ZM259 103H258V104H259ZM7 104H9V103H7ZM15 104H16V103H15ZM26 104H27V103H26ZM34 104L32 103V106H33V107H34ZM49 104H50V102L47 103V105H49ZM125 104H126V103H125ZM186 104L188 105V103H186ZM202 104H203V102H202ZM217 104H218V102H217ZM217 104H216V105H217ZM255 104L258 105V104H257V100H256V103H255ZM16 105H17V104H16ZM22 105H23V104H22ZM45 105H46V104H45ZM45 105H43V106H45ZM119 105H120V104H119ZM131 105H132V104H131ZM187 105H186V106H187ZM205 105H206V103H205ZM218 105H219V104H218ZM218 105H217V106H218ZM234 105L236 106V103H235ZM259 105H261L262 108H264V105H262V104H259ZM8 106H9V105H8ZM11 106H13V105H11ZM24 106H22L21 108L24 109ZM49 106H50V105H49ZM51 106H52V105H51ZM67 106H68V105H67ZM117 106H118V105H117ZM167 106H168V105H167ZM169 106H170V105H169ZM186 106H182L183 108H181V109H183L184 111L187 110V109H184V107H186ZM189 106H190V104H189ZM209 106H210V105H209ZM209 106H208V107H209ZM211 106H212V105H211ZM213 106H214V105H213ZM217 106L214 107V110H215V108H217ZM16 107H17V106H16ZM26 107H27V106H26ZM29 107H31V105H29V106L27 107V109H30ZM39 107H38V108H39ZM46 107H47V106H46ZM62 107H64V106H62ZM206 107H207V106H206ZM236 107H237V106H236ZM258 107H259V106H258ZM8 108H10V107H8ZM14 108H15V106H14ZM38 108H37V109H38ZM57 108H58V107H57ZM135 108H136V107H135ZM148 108H150V107H148ZM187 108H188V106H187ZM191 108H193V107H191ZM260 108H261V107H260ZM12 109H13V108H12ZM17 109H19V106H18ZM31 109H33V111H34V108H31ZM31 109H30V111L33 112ZM39 109H42V108H39ZM44 109H46V108H44ZM44 109H43V110H44ZM53 109H55V108L53 107ZM61 109H62V108H61ZM66 109H67V108H65V110H66ZM257 109H258V108H257ZM7 110H9V109H7ZM49 110H50V109H49ZM49 110H48V111H49ZM56 110H57V109H56ZM68 110H69V109H68ZM179 110H180V109H179ZM193 110H194V109H190L191 112H192ZM10 111H11V109H10ZM17 111H18V110H16L15 112H17ZM19 111H20V109H19ZM38 111H39V110H38ZM38 111H34V113H32V114H34V116L36 117V113H37ZM50 111H52V110H50ZM188 111H189V108H188ZM202 111H203V110H202ZM209 111H210V110H209ZM233 111H234V110H233ZM242 111H241V112H242ZM251 111H253L254 113H251ZM259 111H260V113H261V110H259ZM11 112H12V111H11ZM15 112H14V113H15ZM20 112H21V111H20ZM24 112H25V111H24ZM28 112H29V111H27V113H28ZM35 112H36V113H35ZM53 112H54V111H53ZM57 112H58V111H57ZM57 112H56V113H57ZM59 112H61V111H59ZM59 112H58V113H59ZM71 112H72V111H71ZM153 112H154V111H153ZM191 112H190V115H193L194 112H193L192 114H191ZM203 112H205V111H203ZM0 113H1V112H0ZM27 113L25 112V115H26ZM47 113H48V112H46V114H47ZM56 113H55V114H56ZM172 113H173V112H172ZM186 113H188V112H186ZM186 113H185V114H186ZM212 113H213V112H212ZM214 113H215V111H214ZM217 113H218V112H217ZM238 113H240V112H238ZM5 114H6V113H5ZM15 114H16V113H15ZM28 114H29V113H28ZM37 114H39V113H37ZM40 114H41V113H40ZM49 114H50V113H48L47 115H49ZM53 114H54V113H53ZM53 114H52V115H53ZM157 114H158V113H157ZM157 114H156V115H157ZM215 114H216V113H215ZM10 115H11V114H10ZM10 115H8V116H10ZM12 115H13V114H12ZM25 115H23V116H25ZM152 115H153V113H152ZM166 115H167V114H166ZM187 115H188V114H187ZM205 115H206V114H205ZM237 115H238V114H237ZM241 115H240V116H241ZM8 116H7V117H8ZM37 116L40 117L39 115H37ZM50 116H51V115H50ZM199 116H200V114H199ZM206 116H207V115H206ZM215 116H216V115H215ZM215 116H214V117H215ZM13 117H15V115H13ZM20 117H21V119L18 120V121H19V122H18V125L20 124L21 120H22V121L25 120V119H22V118H23L22 116H20ZM25 117H26V116H25ZM35 117H34V118H35ZM51 117H52V116H51ZM58 117H59V116H58ZM150 117L152 118V116H150ZM150 117H149V118H150ZM157 117H158V116H157ZM159 117H160V116H159ZM202 117H204V116L202 115ZM226 117H227V116H226ZM238 117H239V115H238ZM251 117H252V119H251ZM258 117H261L260 120H262L263 117H264V111H263ZM2 118H6V117L3 116V117H1L0 119H2ZM29 118H31V117L29 116ZM29 118L26 119V120H29ZM154 118H155V117H154ZM164 118H165V117H164ZM189 118H190V117H189ZM206 118H207V117H206ZM210 118H211V117H210ZM216 118H217V116H216ZM10 119H11V118H10ZM12 119H13V118H12ZM17 119H18V118H17ZM44 119H46V118H44ZM60 119H61V118H60ZM158 119H159V118H158ZM161 119H162V118H161ZM181 119H183V118H181ZM207 119H208V118H207ZM217 119H218V118H217ZM240 119H241V118H240ZM255 119H256V118H255ZM257 119H258V118H257ZM4 120H5V119H4ZM15 120H16V118H15ZM26 120H25V122H26ZM31 120H33V118L30 119V122H31ZM38 120H39V119H38ZM50 120H51V119H50ZM67 120H68V119H67ZM184 120H186V119H184ZM184 120H183V121H184ZM188 120H189V119H188ZM199 120H200V119H199ZM204 120H205V118H204ZM204 120H202V121H204ZM224 120H225V119H224ZM226 120H227V118H226ZM226 120H225V121H226ZM263 120H264V119H263ZM263 120H262V121H263ZM2 121H3V120H2ZM40 121H43V120L41 119ZM56 121H57V120H56ZM157 121H158V120H157ZM164 121H166V119H165ZM207 121H208V120H207ZM225 121H224V122H225ZM237 121H238V120H237ZM252 121H254V122H252ZM257 121H258V120H257ZM25 122H24V123H25ZM30 122H29V123H30ZM34 122H35V119H34ZM44 122H45V121H44ZM46 122H47V121H46ZM50 122H51V121H50ZM50 122H49V123H50ZM52 122H53V120H52ZM57 122H58V121H57ZM204 122H206V120H205ZM220 122H221V121H220ZM220 122H219V123H220ZM249 122H248V123H249ZM12 123H13V122H12ZM21 123H22V122H21ZM40 123H41V122H40ZM202 123H203V122H202ZM227 123H228V122H227ZM229 123H230V122H229ZM229 123H228V124H229ZM235 123H236V122H235ZM263 123H264V122H263ZM22 124H23V123H22ZM30 124H31V126H32V123H30ZM42 124H43V123H42ZM57 124H59V123H57ZM169 124H170V123H169ZM186 124H187V122H186ZM200 124H201V123H200ZM205 124H206V123H205ZM223 124H224V123H223ZM27 125H29L28 122H27ZM53 125H54V124H53ZM53 125H52V126H53ZM154 125H155V124H154ZM212 125H213V124H212ZM254 125H255V124H254ZM25 126H26V124H25ZM39 126H40V125H39ZM46 126H48V125H46ZM58 126H59V125H58ZM66 126H67V125H66ZM66 126H65V127H66ZM70 126H71V125H70ZM201 126H202V125H201ZM208 126H209V125H208ZM229 126H230V125H229ZM229 126H228V127H229ZM237 126H238V125H237ZM239 126H241V124H240ZM239 126H238V127H239ZM17 127H19V126H17ZM56 127H57V126H56ZM56 127H55V128H56ZM168 127H169V126H168ZM196 127H197V126H196ZM199 127H200V125H199ZM202 127H203V126H202ZM202 127H201V128H202ZM204 127H205V125H204ZM206 127H207V126H206ZM209 127H210V126H209ZM213 127H214V126H213ZM226 127H227V126H226ZM226 127H224V128H226ZM232 127H234V126H232ZM252 127H253V126H252ZM252 127H251V128H252ZM255 127H256V125H255ZM32 128H34V127L32 126ZM62 128H63V127H62ZM188 128H189V127H188ZM190 128H191V127H190ZM230 128H231V127H230ZM239 128H240V127H239ZM247 128H249L248 125H247ZM251 128H250V129H251ZM21 129H22V128H21ZM24 129H25V128H24ZM38 129H39V127H38ZM38 129H37V131H38ZM41 129H42V128H41ZM47 129H49V128H47ZM53 129H54V128H53ZM71 129H72V128H71ZM196 129H197V128H196ZM209 129H210V128H209ZM214 129H215V128H214ZM250 129H249V130H250ZM253 129H255V128H253ZM256 129H257V128H256ZM256 129H255L256 133H255L253 130H250V132H254V136H255V134H256V136H257L258 133H261V132H259L258 129H257V130H256ZM259 129H260V128H259ZM31 130H32V129H31ZM35 130H36V129H35ZM189 130H190V129H189ZM193 130H194V128H193ZM193 130H192V131H193ZM197 130H198V129H197ZM205 130H206V129H205ZM212 130H213V128H212ZM221 130H222V129H221ZM243 130H247L245 126H243ZM243 130H242V132H243ZM249 130H248V131H249ZM41 131H42V130H41ZM48 131H50V130H48ZM51 131H52V130H51ZM232 131H234V130H232ZM235 131H236V130H235ZM248 131H246V132H248ZM257 131H258V132H257ZM33 132H34V131H33ZM53 132H55V131H53ZM195 132H196V131H195ZM225 132H226V130H225ZM225 132H223V133H225ZM227 132H228V130H227ZM27 133H28V132H27ZM46 133H47V132H46ZM178 133H179V132H178ZM263 133H264V132H263ZM174 134H175V133H174ZM180 134H181V132H180ZM182 134H183V133H182ZM231 134H233V133H231ZM231 134H230V135H231ZM246 134H247V133H246ZM251 134H253V133H251ZM178 135H179V134H178ZM201 135H202V134H201ZM217 135H218V134H217ZM221 135H222V134H221ZM248 135H249V132H248ZM258 135H261V134H258ZM12 136H13V135H12ZM188 136H189V135H188ZM188 136H187V137H188ZM197 136H199V135H197ZM203 136H204V135H203ZM203 136H202V137H203ZM213 136H214V135H213ZM218 136H219V135H218ZM246 136H247V135H246ZM251 136H253V135H251ZM254 136H253V137H254ZM256 136H255V137H256ZM56 137H58V136H56ZM178 137H179V136H178ZM182 137H183V139H184V135H183ZM187 137H186V138H187ZM192 137H194V136H192ZM257 137H258V136H257ZM260 137H261V136H260ZM262 137H263V136H262ZM20 138H21V137H20ZM176 138H177V137H176ZM207 138H208V137H207ZM223 138H224V137H223ZM227 138H228V137H227ZM30 139H31V138H30ZM55 139H56V138H55ZM72 139H73V138H72ZM181 139H182V138H181ZM188 139H189V141L191 140L190 138H188ZM214 139H215V138H214ZM216 139H217V137H216ZM258 139H259V137H258ZM263 139H264V138H263ZM11 140H12V139H11ZM66 140H67V139H66ZM192 140H193V139H192ZM211 140H212V139H211ZM211 140H209V143H210ZM217 140H218V139H217ZM18 141H19V140H18ZM59 141H60V139H59ZM81 141H82V140H81ZM81 141H80V142H81ZM88 141H89V140H88ZM198 141H199V140H198ZM201 141H202V140H201ZM214 141H215V140H214ZM248 141H249V143H250V140H248ZM248 141H247V142H248ZM252 141H253V140H252ZM257 141H258V140H257ZM257 141H256L255 143L253 142L254 145H252V144L247 145V142H246V144L242 142L243 145H241V149L239 150V148H240V147H239V148L237 149V151H236V150H234V151L237 152V155L239 154V153H238L239 151H242L243 153H245V155H244V154H241L242 157L240 156V157H241V158H240L241 160H243V159L245 160V163H244L243 161H242V162L240 161L241 165H242V163H244L243 165H245V167L242 165V167H244V168H242L243 171H244V169L247 170V168L251 169V170H252V172H251L252 175L255 174L257 178H260V179H261V183H263L264 181L262 182V180H264V142L261 141V139H259L260 143L258 144ZM259 141H258V142H259ZM14 142H15V141H14ZM16 142H17V141H16ZM70 142H71V141H70ZM190 142H192V141H190ZM211 142H212V141H211ZM32 143H33V142H32ZM32 143H31V144H32ZM65 143H67V142H64V145H65ZM82 143H83V142H82ZM194 143H195V142H194ZM194 143H193V144H194ZM199 143H200V142H199ZM204 143H206V141H204ZM240 143H241V142H240ZM251 143H252V142H251ZM256 143H257V145L255 146ZM218 144H219V143H218ZM237 144H238V143H237ZM4 145H5V144H4ZM33 145H34V144H33ZM89 145H90V143H89ZM91 145H92V144H91ZM183 145H184V144H183ZM196 145H197V144H196ZM244 145H247V147H245ZM61 146H62V145H61ZM65 146H66V145H65ZM72 146H73V145H72ZM186 146H187V145H186ZM197 146H198V145H197ZM202 146H203V145H202ZM202 146H201V147H202ZM219 146H220V145H219ZM234 146H235V145H234ZM242 146H244L245 148H243ZM96 147H97V146H96ZM191 147H192V146H191ZM198 147H199V146H198ZM210 147H211V145H210ZM216 147H217V146H216ZM221 147H222V146H221ZM62 148H63V147H62ZM64 148H65V147H64ZM67 148H68V146H67ZM143 148H144V147H143ZM192 148H193V147H192ZM194 148H195V147H194ZM204 148H205V146H204ZM206 148H207V146H206ZM10 149H11V148H10ZM32 149H33V148H32ZM80 149H81V148H80ZM80 149H79V150H80ZM94 149H95V148H94ZM97 149H98V148H97ZM102 149H103V148H102ZM201 149H202V148H201ZM220 149H221V148H220ZM243 149H244V151H243ZM19 150H20V149H19ZM62 150H64V149H62ZM197 150H198V149H197ZM231 150H232V149H231ZM26 151H27V150H26ZM28 151H29V150H28ZM34 151H35V150H34ZM36 151H37V150H36ZM43 151H44V149H43ZM43 151H42V152H43ZM82 151H83V150H82ZM193 151H194V150H193ZM198 151H200V149H199ZM207 151H208V150H207ZM8 152H9V151H8ZM29 152H30V151H29ZM79 152H80V151H79ZM88 152H89V151H88ZM195 152H196V151H195ZM236 152H235V153H236ZM33 153H34V152H33ZM44 153H45V151H44ZM66 153H67V152H66ZM84 153H85V152H84ZM97 153H98V152H97ZM193 153H194V152H193ZM21 154H22V153H21ZM26 154H29V153H26ZM26 154H25V155H26ZM45 154H46V153H45ZM226 154L229 155L230 153H229V154L226 153ZM31 155H32V154H31ZM35 155H36V154H35ZM81 155H82V154H81ZM224 155H225V153H224ZM224 155H223V156H224ZM235 155H236V154H235ZM23 156H24V155H23ZM39 156H40V155H39ZM90 156H91V155H90ZM198 156H199V155H198ZM243 156H245V158H244ZM26 157H27V156H26ZM33 157H34V156H33ZM238 157H239V156H238ZM42 158H43V157H42ZM44 158H45V157H44ZM60 158H61V157H60ZM88 158L91 159V157H89V154H88ZM95 158H96V157H95ZM223 158H224V157H223ZM223 158H222V159H223ZM232 158H233V157H230L229 160H227V161L230 162V159H232ZM242 158H243V159H242ZM31 159H32V158H31ZM38 159H39V158H38ZM198 159H199V158H198ZM200 159H201V158H200ZM205 159H207V158H204V160H205ZM218 159H220V157H218L217 160H218ZM240 159H238L237 157L235 158V160H240ZM43 160H45V159H43ZM86 160H87V159H86ZM207 160H208V159H207ZM210 160H211V159H210ZM217 160H216V161H217ZM35 161H36V160H35ZM225 161H226V160H225ZM42 162L44 163V161H42ZM57 162H59L58 159H57ZM201 162H203V161H201ZM207 162H208V161H207ZM211 162H212V161H211ZM236 162H237V161H236ZM238 162H239V161H238ZM8 163H9V162H8ZM36 163H38V162H36ZM40 163H41V162H40ZM55 163H56V162H55ZM86 163H87V161H86ZM191 163H192V162H191ZM205 163H206V162H205ZM208 163H209V162H208ZM214 163H215V162H214ZM214 163H213V164H214ZM220 163H221V160H220ZM224 163H225V162H224ZM210 164H212V163H209V165H210ZM42 165H43V164H42ZM48 165H49V164H48ZM50 165H51V164H50ZM86 165H87V164H86ZM188 165H190V164H188ZM209 165H208V166H209ZM220 165H221V164H220ZM237 165H238V164H237ZM241 165H240V167H241ZM0 166H2V165H0ZM3 166H4V165H3ZM5 166H6V165H5ZM7 166H8V165H7ZM24 166H25V165H24ZM32 166H33V165H32ZM34 166H35V165H34ZM34 166H33V168H34ZM52 166H54V165H52ZM52 166H51V168H52ZM202 166H203V164H202ZM218 166H219V164L216 165V167H218ZM10 167H11V166H10ZM29 167H30V165H29ZM29 167H28V169H29ZM84 167H85V166H84ZM84 167H83V168H84ZM196 167H198V164H197ZM199 167H200V165H199ZM199 167H198V168H199ZM203 167L205 168V166H203ZM216 167H215V168H216ZM219 167H221V166H219ZM230 167H231V166H230ZM230 167L227 166V168H230ZM43 168H44V167H43ZM87 168H88V167H87ZM187 168H188V167H187ZM198 168H197V169H198ZM206 168H207V166H206ZM212 168H214V167H212ZM221 168H222V167H221ZM221 168H219V169L216 168V169H218V171L220 170V172H221V171H223V170H221ZM11 169H12V168H11ZM197 169L195 168L194 170H197ZM210 169H211V168H210ZM216 169H213V170L216 171ZM232 169H233V168H232ZM84 170H86V169H84ZM84 170H83V171H84ZM199 170H202V169H199ZM199 170H197V171H199ZM203 170H204V169H203ZM213 170H212L211 172H212V174L214 175V173H213L214 171H213ZM6 171H7V169H6ZM76 171H77V170H76ZM78 171H79V170H78ZM184 171H185V170H184ZM204 171H205V170H204ZM254 171H257V172H258V175H260V176H258L256 173L253 174ZM91 172H92V171H91ZM208 172H209V171H208ZM223 172H224V171H223ZM232 172H234V169H233V171H231V173H232ZM249 172H250V171H249ZM249 172H248V171H245V173H249ZM15 173H16V172H15ZM82 173H83V172H82ZM96 173H97V171H96ZM187 173H188V171H187ZM201 173H202V172H201ZM209 173H210V172H209ZM217 173H218V172H216V174H217ZM225 173H228V177H229V174H230V173H229V172H225ZM78 174H79V173H78ZM80 174H81V173H80ZM205 174H206V172H205ZM223 174H224V173H223ZM243 174H244V172H243ZM249 174H250V173H249ZM2 175H3V174H2ZM8 175H9V174H8ZM12 175H13V173H12ZM194 175H196V174H194ZM0 176H1V175H0ZM5 176H6V175H5ZM9 176H10V175H9ZM62 176H63V175H62ZM75 176H76V175H75ZM91 176H92V175H91ZM209 176H210V174H209ZM209 176H208V177H209ZM211 176H212V175H211ZM211 176H210V177H211ZM218 176L221 177L222 175H218ZM244 176H245V175H244ZM11 177H12V176H11ZM68 177H69V179H70V176H68ZM71 177H73V176H71ZM197 177H201V176L198 175ZM208 177H207V178H208ZM231 177H232V175H231ZM2 178H3V177H2ZM5 178H6V177H5ZM63 178H64V177H63ZM66 178H67V177H66ZM66 178H65V179H66ZM75 178H76V177H74V179H75ZM81 178H82V176H81ZM191 178L194 179V177H191ZM201 178H202V177H201ZM224 178H225V177L223 176V179H224ZM226 178H227V177H226ZM232 178H233V177H232ZM253 178H254V177H253ZM0 179H1V178H0ZM3 179H4V178H3ZM3 179H1V180L3 181ZM57 179H58V178H57ZM77 179H78V178H77ZM79 179H80V177H79ZM79 179H78V180H79ZM195 179H196V177H195ZM195 179H194V180H195ZM211 179H212V178H211ZM217 179H218V178H217ZM34 180H37V179H34ZM67 180H68V179H67ZM212 180H213V179H212ZM212 180H211V181L209 180L210 183H209V182H205L204 184L207 183V185H209V184L214 183V182H212ZM215 180H216V179H215ZM218 180H219V179H218ZM218 180H216V181H218ZM220 180H221V178H220ZM220 180L217 182L218 184L220 183ZM228 180H229V179H228ZM228 180H227V182H231V181H228ZM244 180H245V179H244ZM251 180H252V179H251ZM4 181H5V180H4ZM37 181H38V180H37ZM40 181H41V180H39V182H40ZM74 181H75V180H74ZM76 181H77V180H76ZM82 181H83V180H82ZM178 181H179V180H178ZM196 181H199V180L197 179ZM204 181H205V180H204ZM204 181H203V182H204ZM225 181H226V180H225ZM252 181H253V180H252ZM259 181H260V180H259ZM42 182H43V180H42ZM44 182H45V181H44ZM64 182H65V180H64ZM64 182H63V183H64ZM78 182H79V181H78ZM83 182H85V181H83ZM211 182H212V183H211ZM227 182H226V183H227ZM253 182H254V181H253ZM25 183L27 184V182H25ZM36 183H37V182H34L33 184H36ZM45 183H46V182H45ZM56 183H58V182L56 181ZM59 183H60V182H59ZM63 183H62V184H63ZM92 183H93V182H92ZM170 183H171V182H170ZM217 183H216V186L218 185ZM223 183H224V185H227V184H225V182H223ZM245 183H246V182H245ZM258 183H260V182H258ZM261 183H260V185H261ZM19 184H20V183H19ZM29 184H30V183H29ZM65 184H66V183H65ZM65 184H64V186H66ZM77 184H78V183H77ZM85 184H86V183H85ZM103 184H104V183H103ZM103 184H102V185H103ZM220 184H222V183H220ZM243 184H244V183H243ZM243 184H242V185H243ZM256 184H257V182H256ZM20 185H21V184H20ZM38 185H39V184H38ZM38 185H36V186H38ZM43 185H45V184L43 183ZM58 185H59V184H58ZM207 185H206V186H207ZM212 185L214 186V184H212ZM222 185H223V184H222ZM228 185H230V184L228 183ZM228 185H227V186H228ZM232 185H233V186L231 187L232 189H233V187H234V188H237V187L239 188V186L237 185V182H236V185H237V186L234 185V183H233ZM246 185H247V184H246ZM260 185H259V186H260ZM39 186H40V185H39ZM39 186H38L37 188H39ZM46 186H47V185H46ZM60 186H63V185H60ZM94 186H95V184H94ZM174 186H175V185H174ZM204 186H205V185H203V187H202V186L200 185V187H202V188H204ZM206 186H205V188H207V187L209 188V186H207V187H206ZM220 186H221V185H219V187H220ZM227 186H225V187H227ZM235 186H236V187H235ZM243 186H244V185H243ZM254 186H256V185H254ZM261 186L263 187L264 184H262ZM40 187H42V185H41ZM47 187L49 188V185H48ZM77 187H78V186H77ZM84 187H85V186L83 185V188H84ZM211 187H212V186H211ZM211 187H210V188H211ZM246 187H247V186H246ZM246 187H245V188H246ZM22 188H23V186H22ZM62 188L64 189V187H62ZM75 188H76V187H75ZM202 188H201V191H203ZM212 188H213V187H212ZM223 188H224V187H223ZM223 188H222V190H221L222 193L224 192V191H223V190H224ZM228 188H229V187H228ZM231 188H230V189H231ZM253 188H254V187H253ZM258 188H259V187H258ZM23 189H24V188H23ZM39 189H40V188H39ZM58 189H59V188H58ZM58 189H57V190H58ZM63 189H61V190H63ZM85 189H86V187H85ZM89 189H91V188H89ZM89 189H88V190H89ZM199 189H200V188H199ZM215 189H217V187L214 186V191H215ZM218 189H219V188H218ZM248 189H250V188L248 187ZM248 189H247V190H248ZM261 189H262V188H261ZM25 190H27V189L25 188ZM36 190H37V189H36ZM42 190H43V189H42ZM207 190H208V189H207ZM255 190H257V188H256ZM255 190H253V191H255ZM28 191H29V190H27V192H28ZM69 191H70V190H69ZM83 191H86V190H83ZM104 191H105V190H104ZM205 191H206V190H205ZM209 191H210V190H209ZM209 191H208V192H209ZM211 191H212V190H211ZM214 191H213V192H214ZM217 191H218V190H217ZM217 191H216V192H217ZM219 191H220V190H219ZM221 191H220V192H221ZM232 191H233V190H232ZM234 191H235V190H234ZM257 191H258V190H257ZM259 191H261V190H259ZM14 192H15V191H14ZM42 192H43V191H42ZM45 192H46V190H45ZM45 192H43V194H46V195H47V193H45ZM65 192H66V191H65ZM81 192H82V191H81ZM88 192H89V191H88ZM92 192H94V191H92ZM92 192H91V195H92ZM206 192H207V191H206ZM247 192H248V191H247ZM40 193H41V192H40ZM62 193H64V192H62ZM77 193H78V192H77ZM84 193H86V192H84ZM84 193H83V196H85ZM201 193H202V192H201ZM203 193H205V192H203ZM231 193H232V192H231ZM234 193H235V192H234ZM236 193H237V192H236ZM248 193H249V192H248ZM248 193H247V194H248ZM254 193H255V192H254ZM258 193H259V192H257V194H258ZM260 193H261V192H260ZM14 194H15V193H14ZM30 194H32V193H30ZM48 194H50V193H48ZM51 194H53V193H51ZM198 194H199V193H198ZM198 194H197V195H198ZM210 194H212V193H208L207 195H210ZM214 194H215V193H214ZM214 194H213V195H214ZM239 194H240V193H239ZM32 195H34V194H32ZM36 195H37V194H36ZM36 195H35V196H36ZM46 195H45V196H46ZM215 195H216V194H215ZM219 195H221V194H219ZM224 195H225V194H224ZM237 195H238V194H237ZM237 195H236V196H237ZM251 195L253 196L254 194H251ZM255 195H256V193H255ZM11 196H12V195H11ZM11 196H10V197H11ZM47 196L49 197L50 195H47ZM60 196H61V195H60ZM86 196H88V195L86 194ZM198 196H199V195H198ZM203 196H204V195H203ZM234 196H235V195H234ZM238 196H239V195H238ZM240 196H241V195H240ZM249 196H250V195H249ZM257 196H258V195H257ZM260 196L263 198V197H264V193H263L262 195H260ZM8 197H9V196H8ZM13 197H14V196H13ZM16 197H17V196H16ZM37 197H38V196H36V198H37ZM53 197H54V200H55V196H54V194H53ZM53 197L50 196V198H53ZM81 197H82V196H81ZM161 197H162V196H161ZM196 197H197V196H196ZM213 197H214V196H213ZM218 197H219V196H218V194H217V198H218ZM225 197H227V196H225ZM241 197H242V196H241ZM241 197H240V198H241ZM3 198H4V197H3ZM61 198H62V197H61ZM197 198H199V197H197ZM204 198H205V196H204ZM222 198H223V196H222ZM227 198H228V197H227ZM234 198L237 199V197H234ZM249 198H250V197H249ZM255 198H257V197H255ZM12 199H13V198H12ZM26 199H27V198H26ZM38 199H39V197H38ZM42 199H43V198H41L40 200H42ZM62 199H63V198H62ZM62 199H61V200H62ZM94 199H95V198H94ZM201 199H202V198H201ZM218 199H219V198H218ZM242 199H243V198H242ZM258 199H259V198H258ZM263 199H264V198H263ZM14 200H15V199H14ZM19 200H20V198H19ZM40 200H39V201H40ZM44 200H45V198H44ZM54 200H53V201H54ZM58 200H59V199H58ZM58 200H57V201H58ZM63 200H64V199H63ZM83 200H84V199H83ZM83 200H82V202H85V200H84V201H83ZM102 200H103V199H102ZM193 200H194V199H193ZM207 200H210V197H209V199H207ZM211 200H212V197H211ZM215 200H217V199H215ZM219 200H220V199H219ZM219 200H218V201H219ZM222 200H224V199H222ZM0 201H1V200H0ZM17 201H18V200H15L14 202H17ZM45 201H46L45 204L50 208V206H49V202H47V200H45ZM86 201H87V200H86ZM99 201H100V200H99ZM224 201H225V200H224ZM226 201H227V200H226ZM228 201H229V200H228ZM239 201H240V200H239ZM255 201L258 202V203L261 202L260 204L263 203V200H256V199H255V200L253 201V202L255 203V205H256V202H255ZM259 201H260V202H259ZM1 202H2V201H1ZM1 202H0V205H3L4 203H5V205H6V204H13V203H14L13 200H11V202H10V201H9V202L7 201V203H6V202H4V203L2 202V203H1ZM54 202H56V201H54ZM94 202H95V201H94ZM140 202H141V201H140ZM179 202H180V201H179ZM181 202H182V201H181ZM191 202H192V200H191ZM212 202H213V201H212ZM215 202H216V201H215ZM47 203H48V204H47ZM58 203H59V202H58ZM65 203H66V202H65ZM85 203H86V202H85ZM102 203H103V202H102ZM171 203H172V202H171ZM32 204H33V205H32ZM32 204H30V206H29L30 208H29V207L26 208L27 210H25V211H21V212H23L24 215L26 214V216H27V217L25 216L24 218H22L23 215H22L21 212H20L21 215H19V214H20V213H19L20 210H17L16 208L14 209L13 207H10L9 209H8V207H7V208H6V207L3 208V206L0 207L1 209H4L3 212L0 211V214L3 213V214H2V216H3L4 213H5V214H6L5 217H8L7 215L10 214V217H8L7 219H12V218L14 217L13 221L15 220V221H14L15 224H18V222L20 223L21 221H23V223H25L24 220H25L26 218H27V219L29 218V219H28V221L30 222L29 224H26V223H25V225H21L20 228L17 227V228L15 229V231H18V230L21 229V231H23V232H24V230H25V229L23 230V226H27V225H29L30 227H34V225H35V226L39 225V224H37V223H36V224H37V225H36L34 222L31 223L32 219L34 220L35 218L37 219V221H40L41 223H43V224H40L41 226H39V228L41 227V228H44V229H45V230H44V229L39 230V231H43V232H46V229L48 228V226H49V224H50L49 222L54 221L55 219H56V220L58 219V221L55 220V221H56L55 224H54V223H53L52 225L50 224L49 228L51 229L52 232L48 229V231H47L46 233H44V235H40V234H38V230H34L35 233H36V231H37L36 235H38V237L41 236L42 238H41V237L36 238L37 236L34 234L35 238L33 239V231H32V233H31V232L28 231L30 228L27 229V231L29 232V236L32 237V238H30V239H31L30 242H27L29 239H27V240L24 239L25 241L23 242V241L21 240L22 237L20 238V240L18 239V241H20V244L22 243V245H23L24 243H26V244H24L23 247H21L20 245H19L18 247L15 246L16 244H15L14 242H18V241L16 240V241H13V242H12V240L10 239V238L13 239V237H14V236H13L14 233L12 232V230H10V229H8V228L5 229V230H4L5 232L3 231V233H4L5 235H6V233H7L8 235L12 233V235H11L10 238H9V237H7V235H6V237H5V235H4L3 233H2V234L0 233V235H3V236H4V237H3V236H0L1 241H2V242L4 241V243H3L2 245L0 244V264H108V263H109V257H110V255L105 254V253H107L106 250L108 251L109 249H108L107 247L104 246L105 244H104L103 246L105 247V249H106V248H107V249L104 251V252H105V253H104V254H105L104 257H103V256L101 257L100 255H98V256H99V257H98V256H96L97 254H95L96 257H93V255H92V257H93L92 260H88V258H91V257H88V253L86 254L88 258L85 257V259H84L83 257H84L85 255L82 257V256L80 255V253H79L80 250L77 251V250L80 248L81 245L79 246L77 243L75 244L74 241H73V242H74L75 245H74L72 242H69V240L72 241V239H67V241H66V240H65L66 238H65V239L61 238L60 235L65 231L64 228H66V229H67V228H69V229L72 228V229H70V230L72 231L71 233H75L76 238H77V237L80 238V241H79V242H81V239H82V242H83V239H84V241H85V239L87 238V235H86L87 232H86V231H88V228H87V229H86V227L84 228V229H86V231L82 230V226H81V225H80V226H77V228H76L75 226L78 225V223L80 222L79 220H77V219L75 218L76 216H74V220L76 221V224H72V223H71V224H68V226L71 225L70 227H68L67 224H65V222H61L62 220L65 221L67 218L64 220L65 217L63 218V217L61 216V218H60V217H58V218L54 217L55 219H52V218H51V220H50V219H48V218L50 217L51 214H50L48 211H45L46 213H45V214L43 213L44 215H41V216H40V213H36V217H34V216H35L34 214H35V212H36V210H35L36 207L34 208V210H35L34 214H33V212H32V211H33V210H32V209H33L32 207H34V205H36V204H34V203H32ZM50 204H51V203H50ZM105 204H106V202H105ZM142 204H143V203H142ZM161 204H162V203H161ZM161 204H160V205H161ZM216 204H217V203H216ZM216 204H215V205H216ZM234 204H235V201H234ZM239 204H240V203H239ZM31 205H32V206H31ZM51 205H52V204H51ZM56 205H57V202H56ZM66 205H67V204H66ZM68 205H69V204H68ZM106 205L108 206V203H107ZM167 205H168V204H167ZM176 205H178V204H176ZM191 205H192V204H191ZM211 205H212V204H211ZM229 205H230V204H229ZM229 205H228V206H229ZM237 205H238V203H237ZM241 205H242V204H241ZM258 205H259V204H258ZM53 206H54V204H53ZM57 206H58V205H57ZM62 206H63V205H62ZM62 206H61V207H62ZM70 206H71V205H70ZM178 206H179V205H178ZM198 206H199V205H198ZM218 206H219V205H218ZM239 206H240V205H239ZM54 207H55V206H54ZM54 207H52V208H54ZM87 207H88V206H87ZM174 207H175V205H174ZM176 207H177V206H176ZM176 207H175V208H176ZM182 207H183V206H182ZM196 207H197V205H196ZM196 207H195V209H196ZM234 207H235V206H234ZM256 207H257V206H256ZM169 208H171V207H169ZM191 208H192V206H191ZM227 208H228V207H227ZM229 208H230V206H229ZM238 208H239V207L237 206V209H238ZM260 208H261V207H260ZM1 209H0V210H1ZM6 209H7L8 211L11 210V211H9V212H11V213L7 212ZM77 209H78V206H77ZM77 209H76L75 211L78 212ZM104 209H105V208H104ZM104 209H103V210H104ZM110 209H111V208H110ZM173 209H174V208H173ZM180 209H181V208H180ZM195 209H194L193 211H195ZM198 209H199V208H198ZM214 209H215V208H214ZM218 209H219V208H218ZM239 209H240V208H239ZM243 209H244V208H243ZM12 210H13V211H12ZM15 210H16V211H15ZM29 210H30V211H29ZM61 210H62V209H61ZM68 210H70L71 213H73V211H72V207H71V208H68L67 211H68ZM105 210H106V209H105ZM182 210H186V209H183V208H182ZM215 210H216V209H215ZM17 211H18V213H17ZM26 211H27V212H26ZM42 211H44V210H42ZM166 211H167V210H166ZM177 211H179V210H177ZM220 211H221V210H220ZM234 211H235V210H234ZM234 211H233V212H234ZM238 211H239V210H238ZM263 211H264V209H263ZM14 212H16V213H14ZM28 212H29V213L31 212L32 215L29 214ZM62 212H63V210H62ZM68 212H69V211H68ZM118 212H119L118 214H121L120 211H118ZM175 212H176V211H175ZM184 212H185V211H184ZM233 212H232V213H233ZM240 212H241V211H240ZM7 213H8V214H7ZM65 213H66V212H65ZM110 213H111V211H110ZM182 213H183V211H182ZM185 213H186V212H185ZM187 213H190V212L187 211ZM195 213H196V212H195ZM225 213H226V212H225ZM11 214H12L13 216H12ZM17 214H18V215H17ZM38 214H39V215H38ZM48 214H49V217H46L45 215H48ZM68 214H69L70 218L73 216V215L71 216L70 213H68ZM68 214H67V215H68ZM105 214H106V213H105ZM107 214H108V212H107ZM190 214H191V213H190ZM196 214H198V213H196ZM196 214H195V216H194V214H192L194 217H193L192 215H189V216H190V217L192 216L193 218H191V219L193 220L195 217L198 218V215H196ZM222 214H223V213H222ZM235 214H236V212H235ZM235 214H231V215L233 216V215H235ZM241 214H244V212L241 213ZM241 214L239 213L238 216H240ZM16 215H17V216H16ZM28 215H29V216H28ZM30 215H31V216H30ZM75 215H77V213H76ZM108 215H109V214H108ZM111 215H112V214H111ZM113 215H114V213H113ZM113 215H112V216H113ZM122 215H123V213H122ZM124 215H125V214H124ZM177 215H178V213H177ZM223 215H224V214H223ZM231 215H228V216H230V218H232V219H237V218H234V217H236L237 215H236V216H233V217H231ZM2 216H0V218H2ZM15 216H16V217H15ZM38 216H39V217H38ZM43 216H44L45 218H44ZM106 216H107V215H106ZM112 216H111V218H110L111 221L113 220V219H112ZM115 216H116V215H115ZM175 216H176V215H175ZM175 216H174V217H175ZM179 216H180V215H179ZM181 216H182L181 218H182V220H183V217L185 218L184 213H183V215L181 214ZM187 216H188V214H186V217H187ZM218 216H219V215H218ZM218 216H217V217H218ZM228 216H227V217H228ZM241 216H242V215H241ZM263 216H264V215H262L261 218L259 217L260 219H258V221H257V226L259 225L258 227L256 226L257 229H256L255 226L253 225V227H254L256 230H255L254 228H252V226H251V228H250V224H253V222L250 223L249 221H247V222L249 223L248 225H244L245 222L241 223V225H240L239 223H238V225H236V224H237L236 222H238L239 219H241V218H238V221L233 220V221H236V222H232L231 220H229V221L232 222V223H236V224H235L236 226H241V227H242L243 225H244V226H249V227H248V228H250L249 231H248V230H245V232H249V234H250V233L252 232V229H253L254 233L251 234V235H252L251 237H253V236H254V237L252 238V241H251V242L256 241V242H258V243H261V242H259L258 240H261V241L264 240V238H263V239L261 238V237H264V236H262V235L260 236L258 233L263 232V231H264V227H263V229H262V228L259 229V228L262 226V224H258V223H262L261 221L264 222V218H263ZM11 217H12V218H11ZM17 217H18V220H16ZM30 217H31L32 219H30ZM103 217H105V216L103 215ZM107 217H108V216H107ZM107 217H106V219H108ZM152 217H153V216H152ZM177 217H178V216H177ZM177 217H176V219H178ZM199 217H200V215H199ZM227 217H226V218H227ZM242 217H243V216H242ZM20 218H21V219H20ZM38 218L41 219V220H39ZM43 218H44V219H43ZM59 218H60L61 220H59ZM62 218H63V219H62ZM72 218H73V217H72ZM99 218H100V217H98V219H99ZM113 218H114V217H113ZM118 218H119V217H118ZM179 218H180V217H179ZM187 218H188V217H187ZM248 218H250V217H245V219H248ZM262 218H263V219H262ZM23 219H24V220H23ZM92 219H95V218H92ZM96 219H97V217H96ZM98 219H97V222H98ZM101 219H102V216H101ZM120 219H121V218H120ZM120 219H117V218H116V219L113 221V223H114L115 221H119ZM122 219H123V217H122ZM131 219H132V218H131ZM224 219H225V218H224ZM224 219H222V221L228 220V219H225V220H224ZM261 219H262V220H261ZM43 220H44V221H43ZM45 220H46V221H45ZM48 220H50V221L48 222ZM74 220H73V221H74ZM81 220H82V219H81ZM83 220H84V219H83ZM99 220H100V219H99ZM102 220H103V219H102ZM102 220H101V221H102ZM108 220H109V219H108ZM126 220H127V219H126ZM128 220H130V219H128ZM132 220H133V219H132ZM182 220H181V222H182ZM186 220H187V219H186ZM186 220H183V221L186 222ZM188 220H190V219H188ZM188 220H187V221H188ZM216 220L218 221V219H216ZM219 220H220V219H219ZM242 220H244V219H242ZM242 220H241V222H242ZM2 221H5V220H2ZM16 221H18V222L16 223ZM34 221H35V220H34ZM69 221H70V220H69ZM106 221H107V220H106ZM111 221H110V222H111ZM122 221H123V220H122ZM194 221L196 222L197 220L194 219ZM194 221H193V222H194ZM211 221H212V220H211ZM217 221H216V222H217ZM222 221H221V222H222ZM245 221H246V220H245ZM44 222H45V223H44ZM47 222H48L49 224H48ZM58 222H59V223H60V222H61V223H64V224H63V226L65 225L64 228H63V227H61V228L58 227ZM66 222H67V220H66ZM94 222H95V220H94ZM97 222H96V223H97ZM104 222H105V221H104ZM110 222H109V223H110ZM126 222H127V221H126ZM212 222H213V221H212ZM221 222H220V223H221ZM0 223H1L0 227L4 225V224L2 225L3 222H0ZM5 223H6V222H5ZM27 223H28V222H27ZM33 223H34V224H33ZM38 223H39V222H38ZM67 223H70V222H67ZM90 223H91V221H90ZM100 223H102V222H100ZM120 223H121V222H120ZM120 223H117V224L119 225ZM142 223H143V222H142ZM179 223H180V221H179ZM191 223H192V222H190V224H191ZM207 223H208V222H207ZM207 223H205V224H207ZM217 223H218V224H216V225H219V222H217ZM222 223H224V222H222ZM222 223H221V224H222ZM20 224H21V223H20ZM30 224H32V225H30ZM44 224H45V225H44ZM47 224H48V225H47ZM84 224H85V223H84ZM87 224L89 225V222H88ZM91 224H94L93 221H92ZM97 224H98V223H97ZM97 224H96V225H97ZM132 224H133V223H132ZM182 224H183V223H182ZM182 224H180L179 226L181 227ZM193 224H196V223H193ZM193 224H191V225L193 226ZM197 224H198V223H197ZM205 224H203V225H205ZM214 224H215V222L213 223V227L215 226ZM242 224H243V225H242ZM245 224H246V223H245ZM6 225H8V224H5V226H6ZM12 225H13V224H11V225L9 224L8 226L11 227ZM18 225H19V224H18ZM46 225H47V227H45ZM72 225H74L75 228H73ZM82 225H83V224H82ZM113 225L116 226L115 223H114ZM113 225H112V227H113ZM125 225H127V224H125ZM185 225H187V223H185ZM185 225H183L184 228H185ZM198 225H199V224H198ZM198 225H197V226H193V228L200 227V225H199V226H198ZM201 225H202V223H201ZM209 225H210V224H209ZM260 225H261V226H260ZM5 226H4V227H5ZM43 226H44V227H43ZM51 226H52V227H51ZM84 226H85V225H84ZM93 226L95 227V225H93ZM98 226L101 227V231H102V227H103V229H104L105 226H106V224H105V225H99V224H98V225H97V228L95 227V228H96V231H98V229H100V228H98ZM187 226H188V227H187V230H188V228H190V227H189L190 225H187ZM4 227H3V228H4ZM12 227H14V226H12ZM122 227H123V226H122ZM126 227H127V226H126ZM132 227H133V226H132ZM168 227H169V226H168ZM171 227H172V230L174 231L173 226H171ZM174 227H175V226H174ZM213 227H212V230H213ZM219 227H220V226H219ZM230 227H232V226H230ZM55 228H56V229L58 228L59 230H56ZM62 228H63V229H62ZM79 228H80V229H79ZM106 228H108L110 231L113 229V228H110V227H108V226H106ZM137 228H138V227H137ZM137 228H135V229L137 230ZM178 228H179V227H178ZM193 228H190V229L193 230ZM201 228H202V227H201ZM204 228H206V227H204ZM209 228H210V227H209ZM227 228H228V230H229V226H228V227L226 226V228H225V232H227V231H226ZM246 228H247V227H246ZM54 229H55V230H54ZM60 229L62 230V232L60 231ZM69 229H67V230H69ZM133 229H134V228H133ZM135 229H134V230H135ZM151 229H155V228H151ZM169 229H170V228H169ZM176 229H177V227H176ZM197 229H198V228H197ZM202 229H203V228H202ZM207 229H208V227H207ZM215 229H216V228H215ZM238 229H239V230L241 229V230H242L241 232L243 233V228H238ZM244 229H245V227H244ZM6 230H7V231L9 230V231L7 232ZM125 230L127 231V229H125ZM130 230H131V229H130ZM156 230H157V229H156ZM165 230H166V229H165ZM170 230H171V229H170ZM199 230H200V229H199ZM204 230H205V229H204ZM257 230H258V231L260 230V231L257 233ZM262 230H263V231H262ZM10 231H11V232H10ZM15 231H14V232H15ZM21 231H19V235H20V236L25 235L24 233L22 234ZM27 231L25 230V233H28ZM54 231H60V232H58V233H59L58 236H60L61 239H59V237H58L57 241L63 239V240H65L66 243H65L63 240L60 241V242L58 241V243H57V242L55 243L54 240H56V239H54L53 236H54V237H55V236L57 237V235L55 234L56 232H54ZM90 231H91V233H94V231H93V232H92V230H90ZM101 231H99V232H101ZM114 231H116V230H114ZM114 231H112V232H114ZM118 231H119V229H118ZM118 231H116V233H117ZM121 231H122V230H121ZM126 231H125V234H126V233H130V232H126ZM146 231H147V230H146ZM153 231H154V230H153ZM162 231H164V230H162ZM176 231H177V230H176ZM181 231H182V230H181ZM210 231H211V230H210ZM215 231H216V230H215ZM232 231L235 232V230H232ZM9 232H10V233H9ZM49 232H50V233H49ZM122 232H124V231H122ZM139 232L143 233L142 230H140ZM144 232H145V230H144ZM147 232H148V231H147ZM150 232H151V231H150ZM168 232H169V231H168ZM168 232H167V233H168ZM186 232H187V231H186ZM186 232H185V233H186ZM189 232H190V231H189ZM196 232H197V231H196ZM203 232H204V231H203ZM205 232H206V231H205ZM208 232H209V231H208ZM208 232H207V233H208ZM222 232H224V230H223ZM241 232H239V233H240V234H239V237H240V235L242 236L243 234H245L244 238L247 237V235H246L247 233H243V234H241ZM17 233H18V232H17ZM52 233H53V235H52ZM60 233H61V234H60ZM88 233H89V231H88ZM148 233H149V232H148ZM148 233H147V235H145V237L148 236ZM155 233H156V232H155ZM155 233H153V236L155 235ZM167 233H165V234H167ZM171 233H172V232H171ZM191 233H192V232H191ZM193 233H194V232H193ZM193 233H192V234H193ZM199 233H200V232H199ZM199 233H198V234H199ZM212 233H213V232H212ZM31 234H32V235H31ZM46 234H47V236H46ZM54 234H55V235H54ZM64 234H65V233L62 234V237H64V236H63ZM94 234H95V233H94ZM94 234H93V235H94ZM101 234H102V233H101ZM135 234H136V233H135ZM149 234L151 235L152 233H149ZM159 234H161V233H158V235H159ZM202 234H203V233H202ZM233 234H234V233H233ZM235 234H238V233L235 232ZM235 234H234V238H235V236H236ZM72 235H73V234H72ZM93 235H91V236L94 237ZM95 235H96V234H95ZM122 235H123V234H122ZM126 235H127V234H126ZM172 235H173V234H172ZM195 235H196V234H195ZM195 235H191V237H192V236L194 237ZM258 235H259V237H258ZM263 235H264V234H263ZM12 236H13V237H12ZM27 236H28V235H27ZM29 236H28V237H29ZM44 236H46V237H44ZM73 236H74V235H73ZM89 236H90V233H89ZM109 236H110V235H107L108 238H109ZM123 236H124V235H123ZM161 236H163V234H162ZM164 236H165V235H164ZM186 236H187V235H186ZM202 236H203V235H202ZM206 236H208V235H206ZM237 236H238V235H237ZM95 237H96V236H95ZM95 237H94V238H95ZM113 237H114V236H113ZM130 237H131V236H130ZM174 237H175V236H174ZM187 237H188V236H187ZM191 237H188V240H189ZM197 237H198V235H197ZM200 237H201V236H200ZM200 237H199V238H200ZM203 237H205V235H204ZM203 237H202V239H205V238H203ZM208 237L210 238V236H208ZM212 237H214V236H211V238H212ZM217 237H219V235H217ZM217 237H216V238H217ZM220 237H221V236H220ZM239 237H237V239H238ZM242 237H243V236H242ZM242 237H240V239H241ZM255 237L257 238V240H256ZM2 238H3V239L5 238L6 240H5V239L3 240ZM7 238H9V239H8V243H6V242H7ZM14 238H15V237H14ZM23 238H24V237H23ZM23 238H22V239H23ZM43 238H44V239H43ZM45 238H47V239H45ZM51 238L54 239V240L52 241ZM103 238H104V237H103ZM117 238H119V237H118V236L115 237V239H117ZM120 238H121V237H120ZM122 238H123V237H122ZM132 238H134V235H133ZM150 238H151V237H150ZM160 238H161V237H159V239H160ZM172 238H173V237H172ZM180 238H181V236H180ZM206 238H207V237H206ZM254 238H255V239H254ZM260 238H261V239H260ZM16 239H17V236H16ZM39 239L42 240V241H40ZM134 239H135V238H134ZM141 239H142V237H141ZM157 239H158V238H157ZM186 239H187V238H186ZM195 239L197 240L196 237H195ZM200 239H201V238H200ZM235 239H236V238H235ZM237 239H236V240H237ZM245 239H246V238H245ZM245 239H241V240H239V241L241 242V245H240V246H242V244H244L243 246L245 247V251H244V249L241 247L242 250H243V251H241V252H240L239 250H237V249L239 248V246H238V248L236 249L237 245H239L238 242H236V240H234V241L236 242V245H234V246H236V247L234 248L235 250L232 249V247L229 246V245H231V243H230L229 245H228V243H226V242H227L226 239H225V240H222V241L219 240L220 242H222V243H220V242H219V243L221 244V246L224 247V249H223L222 251H224L223 253L226 254V256H225L223 253H221V251H215L217 248H219V247L221 248V246H220V244L218 243L217 240H215V243H214V244L212 243V242H214V241H212V242H211L212 245L210 244V241H209L208 243H205V245H203V246H205L206 249H207L206 244L210 245V246H211L210 248H212V246H213V248L215 247V249H213V250H214L215 252H219V253H220V254H216V255H218V256H216L214 252L212 253V254H214L213 256H214L215 258H217L216 261H217V260L219 261V260L222 258V257L219 258V256H220L221 254H223V255H221V256H223V258L230 257L232 260H235V258H238V257L244 256L242 252H246L247 249H248V245H249V243H247V242H249V240H250L251 238H248V237H247V239H246V240H247L246 243H247L248 245H247L246 243H243V241H246ZM10 240H11V242L13 243V245H12V243L10 242ZM33 240L36 241V242L39 241V242H38L39 244H37V243L34 242ZM44 240H46V242H45ZM48 240H49V241H48ZM74 240H75V239H74ZM97 240H101V236H100V239H99V236H98V239H97ZM155 240H156V239H155ZM182 240H183V239H182ZM184 240H185V238H184ZM190 240H191V239H190ZM193 240H194V239H193ZM196 240H195V241H196ZM5 241H6V242H5ZM21 241H22V242H21ZM32 241H33V243H32ZM51 241H52V242H51ZM75 241H76V240H75ZM87 241H88V240H87ZM109 241H110V239H109ZM109 241H108V243L110 244ZM136 241H137V239H136ZM138 241H139V239H138ZM141 241H142V240H141ZM153 241H154V240H153ZM225 241H226V242H225ZM234 241H233V243L235 244ZM2 242H1V243H2ZM68 242H69V243H68ZM101 242H102V241H101ZM103 242H104V240H103ZM111 242H113V241H111ZM144 242H146V241H144ZM203 242H204V241H203ZM205 242H206V241H205ZM223 242H224V245H223ZM87 243H89V241H88ZM87 243H86V242H83L82 244H87ZM90 243H92V242H90ZM90 243H89V244H90ZM95 243H96V242H95ZM105 243H106V242H105ZM108 243H106V244H108ZM146 243H147V247H149V248L146 247L147 249H150V248L155 249V248H156V247H154V246H153V247H150V245H151L152 242L150 243L149 246H148V242H146ZM182 243H183V242H182ZM184 243H185V242H184ZM233 243H232V244H233ZM258 243H257V244H258ZM33 244H34L35 247H31V246H30V245H33ZM70 244H71L72 246H71ZM89 244H87V245H89ZM113 244H114V243H111V245H113ZM134 244H135V243H134ZM198 244H199V243H198ZM203 244H204V243H203ZM225 244H226V247H227L228 249L225 247ZM262 244L264 245V242H262ZM262 244H259V248L262 247L261 250H259V249L257 248V251H258V250H259V251H262L261 253L258 251L260 255H258V252H256V251L254 250V248L252 247V245H250V248H249V249L252 248V249H251V253H252V254L254 253L253 255H256V253H257L258 256H261L260 258H258V256H257L256 258L254 257V259H256L255 262H257V260H258L261 264H264V263H263V262H264V253H263V252H264V246H263ZM73 245H74L76 248H77V245H78V246H79L78 249H76ZM92 245H93V244H92ZM96 245H97V244H96ZM117 245H118V243H117ZM131 245H132V244H131ZM136 245L138 246L139 244H135V245H133V246L135 247ZM183 245H185V244H183ZM183 245H181V246H183ZM192 245H193V244H192ZM194 245H196V244H194ZM218 245H219V246H218ZM227 245H228V246H227ZM245 245H247V246H245ZM261 245H262V246H261ZM89 246H91V245H89ZM93 246H94V245H93ZM100 246H101V245H100ZM125 246L127 247V245H125ZM137 246H136V247H137ZM145 246H146V245H145ZM196 246H197V245H196ZM216 246H218V247H216ZM231 246H232V245H231ZM110 247L112 248V246H110ZM134 247H133V249H134ZM139 247H140V246H139ZM187 247H188V246H187ZM189 247H190V246H189ZM189 247H188V248H189ZM200 247H201V246H200ZM200 247H199V245H198V247H196V248H200ZM32 248H34V249H32ZM82 248H83V246H82ZM87 248H88V247H87ZM140 248L142 249V246H141ZM205 248L203 247L202 249H205ZM208 248H209V247H208ZM225 248H226V249H225ZM103 249H104V248L102 247L101 250H103ZM117 249H119V248H117ZM117 249H116V250H117ZM133 249H132V250H133ZM206 249H205V251H206ZM113 250H114V248H113ZM119 250L123 251V250H125V249H122V248H121V249H119ZM126 250H127V248H126ZM126 250H125V253H124V252H121V253H124V255H125V256L123 257L122 260H123L126 264H152V260H153V258H154V260L156 261V259H157V258L159 259L160 256L163 257V259H162V258H161V259L164 260V261L161 262V259H159V260H160V263H159V261H158V262L156 261V263H159V264H201L200 262H198V259H199V258H198L197 261H196L195 257L192 256V255H191V257L188 256L189 259L187 258V260H184L183 255H182V256H179V255H180L179 253H181V254L183 253V252L180 251L181 249L179 250L180 252H178V250H177V254H179V255H176V256H179V257H182V258H179V257H176V256H175V257H172V256H174V254H173L172 256H170V255H168V254L166 255V254L160 253V252H158V251H156V250H155V253H157V256L155 255L154 252H152V254H154V256H152V257H151L152 254H151V255H150V253L147 254V251H146V252H138V251H141L140 249L138 250V249L135 248L134 251L136 250V252H133L131 249H130L131 251H130V250H129V251H126ZM137 250H138V251H137ZM142 250L144 251V249H142ZM160 250H162V249L160 248ZM183 250H184V249H183ZM191 250H194V249H191ZM191 250H189V251H190L189 255L192 253ZM196 250H199V249H196ZM225 250H227V251L225 252ZM240 250H241V249H240ZM81 251H82V250H81ZM109 251H110V250H109ZM111 251H112V249H111ZM114 251H115V250H114ZM114 251H113V252H114ZM166 251H167V250H166ZM187 251H188V250H187ZM199 251H201V249H200ZM203 251H204V250H203ZM203 251H202V253H203ZM253 251H255V252H253ZM116 252H117V251H116ZM119 252H120V251H119ZM161 252H163V251H161ZM167 252H168V251H167ZM193 252H194V251H193ZM228 252H231L232 255H231V253L228 254ZM237 252H239V253H237ZM82 253H83V252H81V254H82ZM111 253H112V252H111ZM158 253H159V254H158ZM172 253H173V252H172ZM186 253L188 254V252H186ZM197 253L201 255V252H197ZM197 253H196V254H197ZM233 253L236 254V255H235V258H234V257H233V258L231 257V256H234ZM240 253H242V255H241ZM83 254H84V253H83ZM114 254H115V253H114ZM118 254H119V253H118ZM170 254H171V253H170ZM183 254H184V253H183ZM193 254H194V253H193ZM196 254H195V255H196ZM209 254H210V253H209ZM209 254H207V255L209 256ZM239 254H240V255H239ZM119 255H120V254H119ZM122 255H123V254H122ZM159 255H160V256H159ZM237 255H238V256H237ZM204 256H205V254H204ZM208 256H207V257H208ZM224 256H225V257H224ZM236 256H237V257H236ZM248 256H249V255H248ZM248 256H247V257H248ZM262 256H263V259H262ZM97 257H98V258H97ZM193 257H194V258H193ZM198 257H199V256H198ZM207 257H206V258H207ZM210 257H212V256H210ZM245 257H246V256H245ZM245 257H244V259H245ZM86 258H87V259H86ZM94 258H95V259H94ZM110 258H111V257H110ZM121 258H122V257H121ZM151 258H152V259H151ZM190 258H191V259H190ZM215 258H214V259H215ZM223 258H222V259H223ZM230 258H229V259H230ZM241 258H242V257H241ZM119 259H120V258H119ZM185 259H186V258H185ZM194 259H195V260H194ZM204 259H205V257H204ZM204 259H203V260H204ZM207 259L210 260V258H207ZM212 259H213V257H212ZM227 259H228V258H227ZM231 259H230V260H231ZM250 259H251V258H250ZM250 259L248 258V259H247V262L252 261V260H250ZM120 260H121V259H120ZM154 260H153V264H156V263H154V262H155ZM189 260H191V263L189 262ZM242 260H243V259H242ZM242 260H241V261H242ZM248 260H249V261H248ZM187 261H188L189 263H188ZM199 261H201V260H199ZM204 261H205V260H204ZM204 261H203V262H204ZM216 261L214 260V263H215ZM261 261H262V262H261ZM112 262H113V260H112ZM112 262L110 261L111 264H113ZM203 262H202V263H203ZM206 262L209 263V261H206ZM211 262H213V260H212ZM229 262H230L231 264H234V263L231 262V261H229ZM229 262H227L225 259H223L222 264H224V263L226 264V263H229ZM247 262L245 261V263H244V262L242 261L243 264H246ZM230 263H229V264H230ZM252 263H254V262H252ZM260 263H256V264H260ZM204 264H205V263H204ZM206 264H207V263H206ZM209 264H210V263H209ZM247 264H248V263H247Z\"/></svg>", "mask_w": 264, "mask_h": 264}]
</instances>
